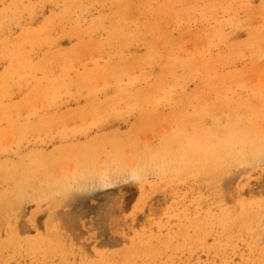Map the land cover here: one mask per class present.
<instances>
[{"label": "rangeland", "instance_id": "1", "mask_svg": "<svg viewBox=\"0 0 264 264\" xmlns=\"http://www.w3.org/2000/svg\"><path fill=\"white\" fill-rule=\"evenodd\" d=\"M38 1H39V3H37ZM45 1L46 0H44L42 2L44 4H46V5L42 6L43 3H41V5H37V4H40L41 0H29V1L28 0H22L21 3H20L19 0H14V1L8 0V2H7V0L6 1L5 0H0V6L2 5V7L0 8V25L2 26L4 24V26H5L8 23L7 24L8 26H6V27L3 26L4 28L0 29V36L1 35H6V36H2V37H4L3 39H5V40H3L2 37L0 38V42H2V41H3V43L5 42V44L0 43V46L2 45L0 47V53L2 51H4L6 53V54H4V53L0 54V59H1V57H3L5 55L4 56L5 59L2 58L3 60L0 61V64L2 63V65H0V78H1L0 81H3V82H0V86L3 85V87L1 86V88H0V105L2 104L0 107L4 108V106L6 104H7L6 106H8V108L6 106H5L4 109L2 108L3 110H1V108H0V111H1L0 113H2V112L5 113L6 112L5 114H3V113L0 114V142H1L0 150L1 149L3 150V152L0 151V185H1V187H0V189H1L0 190V198H1L0 199V208L2 209V210H0L1 211L0 212V220L2 219V217H5V215H6V217L4 218V219H6L5 220L6 222L3 223V221H4L3 219H2L3 221L2 220L0 221V223H1L0 224V227H1L0 228V236H1L0 237V241H1L0 242V251H1L0 254H1V258L4 259V260L0 259V261H1L0 264H6V262H7V264H35V263L36 264H41L43 262H44L43 264H61V263L62 264H84V262H86V261H96V264H106L108 261H110V262H108L107 264H112V263L113 264H119V263L121 264V263H124V262H126L127 264H204V263L205 264H209V263L210 264L211 263L212 264L213 263L217 264V262H219L218 264H222V263L223 264H227V263L228 264H233V263L234 264H251V263L252 264L253 263L257 264V263H255V261H256V262H258V264H261L262 258L264 260V257H263L264 256V250H262L264 247L261 248V246H259V245H262V244L264 246L263 241L260 240V239H264V237L260 238V237L264 236V230H263L264 229V223H263L264 222V219H263L264 218V202L261 203V201H264V196L262 197V195H264V163H262V159H260L261 156H257V157H253V159L250 158L246 162V163H250V165H252L253 163L255 164L254 166L252 165L254 167L252 169H251L252 166L249 167V164L243 163V164L238 165L239 163H242V162H238V163H235L236 165H234V164L231 165L228 169L221 168V167H220L221 169H219L217 167V171H216L214 168L213 169L211 168V169L207 170V169H205L206 167H204L202 170H195L194 172H191V165H190L191 164V151H190L191 150V115H190L191 114V109H190L191 108V99L194 98L197 95V93L200 95L202 100H204V97L209 99V93H207L209 90L197 89L196 80H194L192 78H189V73L191 71V67L189 68V64H188V61H189L188 59H189V57L191 58V55H197V54L205 52L204 50H206L208 48L207 44H212V46L210 47L211 50H213L212 52H214V53H218L219 52L222 55L228 56L229 57V61L231 60L230 63L228 62L226 64H222V66L219 67V68L217 67V69H216L217 73L219 74L222 70L226 71V70H229L230 68L237 69V71L238 70H242L246 74V75H244V73H243L242 81L247 85L248 88H250V90L249 89L247 90L248 92L246 90L240 91V89H238V88H233L234 91L229 92V96H228L227 100L237 101L236 99L239 98V97H242V94L249 93V96H248L249 100L248 101L252 105V109L253 108H259V110L263 109L264 106H262L263 108H260L259 106H261L262 104H260L259 102H255V100H254L253 95H256L257 93H255V92L258 91V90L253 88V85L258 83L257 78L260 79V81L263 78L262 81H264V76H261L259 67H256L255 69H252L253 72H247V71L244 70L245 62H249V61L254 60V59H259L262 62V64H264V47L262 46V45H264V43H262V41L264 42V38H263L264 37V31H263L264 30V12H262L261 7H260L261 0H250V1L249 0H237V1L233 0L232 2H230V0L229 1H227V0H212L211 4L207 8H206V4H208V0H185V1L184 0H176V1L175 0H168V1L167 0H161V1L157 0L159 3L156 2V0L155 1H150L148 3H146V2L149 1V0H147V1L146 0H129L130 3H129L128 0H127V3H126L125 0H124L125 2H123V0H112L111 3H116V1H117V3L120 2L122 4L121 5L119 3L121 6L118 5L117 3L116 4H111L109 0H103V3L101 2L102 0H95V1L94 0H82L83 1V5H82V2H81V6L82 7H78V6L75 7L72 4V2H71V4L69 3L70 1H73V0H69V1L68 0H66V1L64 0V2L68 1L67 3L69 5H72L74 8H76L75 10L72 9V6H69V5H68L69 7L68 6L61 7L63 5V3H64L63 0H62V2H61V0H58L60 3L57 0H53V1L51 0L53 2L52 4H50L51 3L50 0H47L46 2ZM56 1H57V3H56ZM85 1H87V2L89 1V4L87 2L85 3ZM90 1H91V3H90ZM107 1H109L108 3H110V4H108ZM136 1H137L138 4L137 3L135 4ZM138 1H140V2H138ZM162 1H165V3H161V4H168L170 7H171V4H170L171 2H173V3L177 2V4H176V7H175L174 6L175 4L172 3V6H174V7L166 8V5L161 7L162 5L160 4V2H162ZM182 1H184V2H182ZM221 1L224 2V5L222 4L223 2H221ZM25 2H28L32 6L27 3V5L25 7L23 6L22 9H19V8L22 7L21 4L25 3ZM97 2H99L98 5H97ZM105 2H106V6H104ZM141 2L142 3L145 2L143 4L144 6L140 4ZM167 2H169V3H167ZM192 2H193V4H191ZM195 2L197 3V5H196ZM242 2L244 4L245 3L249 4L250 9L244 8L243 6H241L240 3H242ZM67 3L64 4V5H67ZM84 3L88 4L90 7H88V5H85ZM123 3L126 5L125 9L123 8L124 10L121 9L123 6H125V5H123ZM133 3H134V5L132 7L131 5ZM151 3H153L152 6H151ZM256 3L258 4V6H257ZM3 4L5 5V9H3V7H4ZM101 4H103V5H101ZM147 4H149L148 7H145ZM254 4H256V5L254 6ZM16 5H17V7H16ZM28 5H29L30 9L27 7ZM84 5H85V7H84ZM91 5H93V6L97 5L95 7L96 8L99 7V8L96 9L95 7H93ZM99 5H101V6H99ZM155 5L157 6L158 10L156 9ZM168 5H167V7H168ZM7 6H10V7L7 8ZM14 6H15V8H14V10L12 12V9H13ZM40 6H42V7H40ZM45 6H46V8H45ZM86 6H87V8H86ZM113 6H114V8H112ZM127 6H129L128 10H127ZM186 6H187V8H186ZM65 7H67V9L68 8H71V9L67 10ZM118 7L119 8L121 7V8L117 10ZM144 7L146 9L151 7L152 10L151 9L150 10H146ZM181 7H184L182 9L183 10L182 12H181ZM227 7H229V8H227ZM6 8L9 9V10H7ZM16 8L19 11L23 12V14H21V16L20 15L18 16V14H19L18 12L19 11L15 10ZM24 8H26V9H24ZM31 8L32 9L34 8V9L32 10ZM35 8L36 9L38 8V9L36 10ZM40 8L42 9V12H41ZM63 8H65V9H63ZM139 8L140 9L142 8L144 13H141L142 11ZM212 8H213V10H212ZM219 8L221 10H219ZM2 9H3V11H2ZM52 9H54V10H52ZM56 9H58V11L60 9H62V10L60 12H58ZM92 9L94 11L91 12ZM95 9L98 10L99 12L95 11ZM99 9H101V11ZM108 9H111V11L109 10V12H108ZM130 9H132V11ZM144 9L147 12L144 11ZM154 9H156L157 11H160L159 13L157 12V14H160V15H155L156 10H154ZM22 10H25V11H22ZM66 10H67V12L69 11V14L66 12ZM70 10H72L71 13L73 11H75V13H73L71 15ZM80 10L81 11L84 10V12H80ZM104 10H106V11H104ZM114 10L118 11V12H116L117 14L118 13L120 14L121 11H119V10H123V15L124 16L121 15V14L120 15L123 17V19L126 17L124 22H123L122 18H118V16H120V15L119 14L118 15L115 14ZM1 11L3 12L2 14L4 16L6 15V17H7L6 19H8V17H10L9 15L12 14V16L9 18L11 20H9V19H8V21L4 20L5 17L1 14ZM4 11H5V13H4ZM10 11H11V13H10ZM26 11H27V13H26ZM28 11L29 12L31 11L30 13L32 15H30V13ZM51 11H52V13H51ZM86 11H88V12L85 13ZM124 11H126V12H124ZM129 11L132 12L133 14H131ZM148 11L149 12L152 11L153 13L150 12L151 13V15H150V13ZM163 11H164V13H163ZM189 11H190V13H189ZM199 11H201L203 13H200ZM209 11H211L212 13H210ZM245 11L246 12L248 11V12L246 13ZM32 12H34V13H32ZM35 12L38 13V14L36 15ZM61 12L62 13L65 12V13L62 15ZM180 12L182 14H180ZM237 12L239 14L236 15L237 18L235 20L234 13H237ZM243 12L246 13V14H244ZM13 13H14V18H16V19H14V21H13ZM16 13H18V14H16ZM45 13H47V14H45ZM55 13H56V15H55ZM107 13H109V17L107 16ZM145 13H146V15L148 14L149 17H148V15L147 16L145 15V17H144ZM168 13H169V15H168ZM193 13H195L196 15L193 14ZM33 14H35V15H33ZM42 14H44L43 15L44 17L41 16ZM59 14H60V16L58 17ZM65 14H67L66 16H68V19L65 16ZM77 14L78 15L81 14V16L80 15L79 16L82 18V20H81L80 17H78ZM85 14H86V16H85ZM96 14H97V16L99 15L100 19L97 18ZM114 14H115V16H114ZM164 14H165L166 17L164 16ZM24 15H27V16L25 17ZM46 15L48 16L49 19H46ZM116 15H117V17H116ZM203 15H205L207 18L205 16H203ZM223 15L225 17H223ZM1 16L4 17V18H2ZM53 16H54V19H53ZM70 16H72V17H70ZM84 16H85V19L83 18ZM95 16H96V18H95ZM103 16H104V19H103ZM112 16H114L115 20L113 19ZM127 16H128V18L130 16H134L132 18L133 21H130L131 17H130V20L128 19L130 22L128 20H126ZM152 16L154 18H152ZM194 16H195V18H194ZM19 17H20V19H18ZM50 17H52V18L50 19ZM57 17H58V19H57ZM63 17H66V20L63 19ZM87 17H89V18H87ZM157 17H159V19L157 20L156 25H155L154 23H155V20L157 19ZM255 17H256V19H255ZM93 18H95L94 20L96 22L94 20H92ZM116 18H118V19H116ZM147 18H148V20H147ZM163 18H164V20H163ZM242 18L243 19L245 18L244 21H242L243 20ZM258 18H259V20H258ZM43 19H44V21H43ZM45 19L47 21H45ZM52 19H53V23L51 22ZM55 19H57V20L63 19V20L58 21V23L56 24L55 22L57 20H55ZM83 19H84V21H83ZM98 19H99V21H98ZM230 19H232V20L230 21ZM24 20H25V22H24ZM38 20H39V22H38ZM49 20H51V21H49ZM100 20L104 21V22H102L103 24H105L104 26H102V23H101ZM233 20L237 21L236 23L239 24V26H238L239 28L237 26H235L236 23ZM238 20H240V22H238ZM251 20H253L251 22V23L254 22L253 24L250 23ZM29 21H32V22H29ZM64 21H65V24H62V23H64ZM110 21H111V23H113V22L116 23L117 22L118 24L117 23L116 24H111V23H109ZM208 21H210L209 24H208ZM5 22H6V24H5ZM9 22L11 23V26H10ZM15 22H17V23H15ZM27 22H29L28 23L29 25L27 24ZM44 22H46V23H44ZM92 22H93V24H92ZM94 22L97 23V24H95L96 26L94 25ZM99 22L101 23L100 26L102 27L101 28L99 26L100 29H98V24H100ZM151 22H152V24H151ZM196 22H197V24H196ZM36 23L37 24L39 23V25H36ZM40 23H42V24L44 23L43 24L44 26H42ZM47 23L49 25H51V24L52 25L49 26ZM71 24H74V25H71ZM79 24L82 25L81 26L82 29H81V27H79L80 26ZM91 24L94 26L95 30L91 29V28H93V27L90 26ZM106 24H108V25L110 24V25L107 27ZM119 24L120 25L122 24V26H124V27L120 26ZM127 24H128V26H127ZM158 24H159V26H158ZM164 24L165 25L168 24L169 26L168 25L165 26ZM202 24L203 25L206 24V25L202 26ZM26 25L30 29H27L28 27ZM83 25H86V26H83ZM112 25L113 26L116 25L115 26L116 30H112V29H114V27ZM152 25H154L153 28L151 27ZM39 26L41 27L42 30L40 29ZM71 26H72V29H71ZM110 26L113 27V28H111ZM231 26H232L233 29L231 28ZM234 26L237 27V28H235ZM8 27H12V28H8ZM24 27H27V28H24ZM32 27L33 28L35 27V29L33 30V34L34 35L38 34V36L40 35L41 38L38 37V36L35 37L32 34H31L32 36L30 34H28V32L30 33L32 31V29H33ZM51 27L54 28V29L53 30L50 29ZM78 27H79V29H78ZM96 27H97V30L101 32V35H100V32L96 31ZM154 27H155V29H157L156 31L152 30V29H154ZM162 27H164V28L162 29ZM177 27H179V28H177ZM48 28L50 29V31H49ZM65 28H67V29H65ZM84 28H86V33L88 31H89V33H90V31H94V32H92L93 34L92 33H90V35H88L89 33L86 34L84 32L85 31ZM88 28H90L91 30L88 29ZM104 28L105 29L108 28V29L105 31ZM150 28H152L151 29L152 31L150 30ZM197 28H199V29H197ZM240 28H242V29H240ZM61 29H62V31L59 33V31ZM83 29H84V31H82ZM145 29H147V30H145ZM161 29L163 30V32H161L162 31ZM46 30H48V32ZM69 30L70 31H74L75 33L72 32V34L74 33L75 35H72L71 32H69ZM119 30H121V31H119ZM137 30H139L140 32L142 31L141 33H145L143 31H146V33L148 32L146 34L147 37H146L145 34H143L141 36V33L138 32ZM230 30L231 31L233 30V32H230ZM80 31H82V33ZM114 31H116V33L118 35H116V33H115V37H112L114 35V33L112 35H111V33L114 32ZM153 31H155L154 32V35H156V37H154L155 39H152L153 36H154L153 33H149V32H153ZM217 31H220L222 34L221 35L218 34ZM245 31H246V33H245ZM39 32H41V34H39ZM43 32H45V33H43ZM49 32H51V33H49ZM67 32H69L70 34H67ZM78 32H80L81 35H77L76 33H78ZM121 32L125 33V34H123L124 35V38H122L123 41H124L125 37L128 36V37H126V38H128V40L126 39V42H130V43H128L129 45L126 44L127 46H124L125 45V41L123 43L122 40H119L117 42H116V40H114V43H113V40H112L113 38H117V36H118V38H120V37L123 36L121 34ZM160 32H161L162 35L163 34L164 35L163 36H161V34L159 35ZM18 33L20 34L19 35L20 37H18ZM22 33H23V36H22ZM46 33H49V34L47 35ZM54 33H55V35L53 36ZM83 33L85 35H83ZM137 33H140V34H137ZM24 34L26 35L25 37H24ZM66 34L69 35L70 37L71 36L72 37L70 38ZM109 34L111 36H108ZM247 34L248 35L250 34V35H249V37L246 38V36H248ZM11 35H13V36H11ZM14 35H17V36L14 37ZM29 35H30L31 38L29 37ZM43 35L44 36L45 35L46 36L50 35V36L47 38V37H44ZM129 35H131V36L129 37ZM135 35H137V36L139 35V37H137V39H136ZM144 35L146 37V40H143V38H142V37H144ZM148 35L150 37L152 35V38L149 37V39H148ZM254 35H256L257 37L254 38L253 37ZM10 36H11V38L12 37H14V38L11 39ZM55 36L59 37L56 40V43L54 42L55 38H56ZM73 36H75V37H73ZM76 36H78L79 39ZM80 36L85 37L86 40L83 39V37H80ZM86 36H88L89 38L86 37ZM132 36H134V37L132 38ZM167 36H168L169 39L167 38ZM195 36H197V37H195ZM8 37L11 40V42H9L10 40L7 41ZM22 37H23V39H22ZM95 37H98V38H95ZM110 37H112V38H110ZM145 37H144V39H145ZM33 38H35L36 40H34ZM49 38H53L54 40L53 39H49ZM91 38H93L94 40L92 39V42L90 43V39ZM130 38L133 40L132 42H131V40H129ZM173 38H174V40L171 41V39H173ZM237 38H238L239 42L238 41L236 42ZM261 38H263V39H261ZM26 39H27V42H26ZM47 39H48V41H47ZM98 39H100L99 41L101 43L103 41L104 42L102 44H100ZM151 39L152 40H156L157 39V40L155 42H151ZM165 39H166V41H164ZM209 39L211 41L206 43V41L209 40ZM254 39L255 40L256 39H260L261 42L259 43L260 40H256L255 41ZM28 40H31V42L28 43ZM77 40H79L78 41L79 43H77ZM83 40H85V41L89 40V41H87V44L89 43L86 46L87 49L85 47L86 42H83ZM108 40H109V44L110 45H108V44L106 45L105 44V43H107ZM111 40H112V42H111ZM39 41H41V42H39ZM44 41H47V43L45 42L44 44H42V42H44ZM49 41L50 42L52 41V42L50 43ZM72 41H74L75 44L72 43ZM146 41L148 43H150V44L148 45ZM160 41L163 42L164 44L161 43ZM198 41H200V42L202 41L203 43H198ZM20 42H22V43H20ZM24 42L26 44H28V45H26ZM33 42H34V44H33L34 46L32 45L31 47H29L31 45V43H33ZM37 42H39V43H37ZM48 42H49L50 45L48 44ZM53 42H54V45H56L58 43L56 45L57 47L52 45ZM142 42L146 43V44H144L146 47L148 45L147 48H148L149 51L147 50L146 47H141V46H144ZM19 43H20V45H18ZM35 43H37L38 45H36ZM70 43L73 44V45H71ZM76 43H77V45H76ZM186 43L188 44V46H187ZM6 44L8 46H6ZM131 44H133V45L135 44L134 46H137V47H134ZM151 44H152V47L149 49V46H151ZM177 44H178V46H177ZM40 45L43 46V48ZM60 45L62 46V48H64V50L60 47ZM69 45L71 46V48H70ZM89 45H91V47H89ZM99 45L102 46L101 50L99 49V48H101ZM113 45H115L116 47H114ZM170 45L172 46L171 51L169 50L171 48ZM173 45H175V48L173 47ZM196 45H198V46H196ZM229 45H230V47H228ZM5 46H6V49L2 50V49L5 48ZM18 46H19V48H18ZM75 46H77V47H75ZM103 46H105V47H103ZM186 46H187V48H186ZM202 46H203V48H202ZM24 47L26 49H24ZM81 47H82V49H80ZM92 47H94V48H92ZM97 47H99V48H97ZM118 47H120L119 50H122V52L126 51V53H121L120 54L119 50L116 51L118 49ZM156 47H157V49H156ZM167 47H169V48H167ZM251 47H253V48L251 49ZM12 48H14V49H12ZM22 48L24 49V51L22 50ZM58 48H61L63 50V52L61 53V51H62L61 49L60 50H56ZM89 48H92L91 50L95 49L96 51L100 50V51L97 52V53H101V54H99V57H98V54L96 53L95 50L92 52L91 50H89ZM15 49H16V51H15ZM69 49H72V50H69ZM108 49H110L109 50L110 54L106 53V50L108 52ZM151 49L152 50L154 49V51H152ZM238 49H242V50H238ZM245 49H247L248 51L246 50L247 51L246 52ZM254 49H255V52H254ZM88 50L90 51L91 54L89 53ZM112 50H113V52H112ZM144 50H145V52H143ZM150 50L152 51L151 53H150ZM200 50H201V52H200ZM49 51L50 52L52 51V52L50 53ZM54 51H56V52H54ZM84 51H86V52H84ZM146 51L149 52L150 55L148 53H146ZM172 51H173V53H172ZM20 52H21V54H20ZM64 52H65L66 55L64 54ZM235 52H238V54H237L238 56L235 55V57H234ZM9 53L11 55L13 53L14 54L10 57ZM24 53L27 54V56ZM86 53H87V56H86ZM113 53H114V56H112ZM116 53H118L119 55L116 56L115 55ZM135 53H137V54H135ZM142 53L143 54H145V53L148 54L147 55L148 57H150L152 54L153 55L150 57L151 59H149L146 56V58H147L146 59L145 55H143ZM7 54H9V55H7ZM18 54H20V56ZM53 54H54V56H53ZM88 54L91 55V56H89ZM124 54H126V56ZM248 54H250V55L248 56ZM14 55H16V56H14ZM23 55H24V57H23ZM31 55H33V57H32L33 59L31 58L32 62H34L33 60L35 59L36 61L34 63H38L37 64L38 66L36 65L35 68H37V67L40 68L41 67V69L37 68V70L39 72L35 71L37 74L33 70H31L29 68V64L27 63V61H29V59H30L29 57ZM40 55H44V56H41V58H39ZM67 55H70V58ZM79 55H81V56L79 57ZM121 55H123L122 58L125 57L124 59H126V60L123 61V59L121 58ZM137 55L138 56L140 55V56L135 58V56H137ZM258 55H260V56H258ZM49 56H51V57H49ZM60 56H61V58H60ZM72 56H75V57H72ZM92 56H95V57H92ZM127 56H129V57L132 56V58H134L135 60L132 59V58L129 59V57L127 58ZM16 57H18V58L15 61ZM53 57L54 58L55 57H57V58L59 57V60L56 59V58L55 59H51ZM117 57H119V59L121 58V62L122 61L125 62V66L126 67L123 66L124 65L123 62L120 64V61H119V59H117ZM140 57L141 58L143 57V59H140ZM152 57L154 59L156 58L155 62H154V59ZM20 58H22L23 60H20ZM71 58H73V62L74 63L76 61H77V63H75V65H74V63L72 62L73 71L68 73V75H67L68 77H66V78H67V80H69L70 79L69 77L72 76L71 78L73 79L72 81L74 83L70 80V81H67V85L66 84L62 85V83L60 81V85H59V80L58 79L61 78L60 71H59V67L61 65H59V64L62 63L63 65H67L66 61L68 60V63H69ZM74 58H75V61H74ZM78 58L79 59H83V60H79ZM84 58H86V59H84ZM104 58H105V60H103ZM138 58L140 59V62H139ZM177 58L178 59L180 58L181 62L184 61L185 64H187L185 66V64L181 65V64H179V62L177 63L179 65L177 66V68H175V70H176V72H180L181 76L180 75H176V72H174L175 70L173 71V70L170 69V63H172L171 61L175 60ZM240 58H241V60H240ZM60 59H61V62H58V61H60ZM63 59H65V60H63ZM127 60H131V61L133 60L134 63H131V64H134L136 66L138 64L139 69H138V67H135L133 69L134 65L129 64L131 61H127ZM136 60H138V61L136 62ZM151 60H152V62H150ZM2 61H4V62H2ZM118 61H119L120 65L117 63ZM126 61L128 63V66H127ZM5 62H6V64H4ZM44 62L45 63L47 62V63L45 64ZM52 62L54 63V65L52 64ZM135 62H136V64H135ZM12 63H13L14 66L10 65ZM25 63H27V64L25 65ZM40 63L45 64L44 65L45 67L43 68V70L44 69L46 70V69H49V68L50 69L46 70V72L43 73L42 65H40ZM108 63H111V64L113 63V66L114 65L115 66L118 65L120 67L119 68L120 70L123 69V68L124 69L126 68L125 69L126 72L124 70L123 72H125V73L122 74V75H124L123 76L124 79L122 78V76L120 74V73H123V72H121L122 70L121 71L117 70L118 72L120 71V73H119V77L120 78L118 76H116L117 80H116V78H114L115 81H114V79H112L113 77L109 78V80L111 79L112 81L110 80V81H107L106 83L104 82V80H102L103 76L100 77V78H97L98 76H100V73H99V75H96L94 73L99 71L98 70L99 68L103 69L105 66H107ZM140 63H142V65ZM161 63H164V65H165V67L167 69L166 68L163 69L162 67H160ZM7 64L9 65V67H5ZM18 64H20V66ZM146 64L147 65H151L152 64V65L148 66L145 69L144 67H145ZM157 64H158V66H157ZM82 65H85V67L82 66ZM86 65H88V66L92 65V66L86 67ZM102 65H105V66L102 67ZM121 65L123 66V68H122ZM129 65H130V67H132L131 69L127 68V67H129ZM140 65H141V68H140ZM196 65L198 66L199 62H197ZM2 66H3V68H2ZM16 66H17V68H16ZM46 66H47V68H46ZM51 66H53V67H51ZM182 66L186 67V69L185 68L183 69V71L187 70V72L184 71L185 75H184V73H183V75L181 74L182 73V69L179 68V67H182ZM25 67L29 68V69H27L26 72H25V69H26ZM11 68H16L17 70L13 69L15 71H18V69L20 68L18 72H21V74L26 73L28 75L21 76V78L23 77V79L18 80L17 83H16V81L11 79L12 78L11 75L9 76V74H11L10 72H15ZM55 68H58V69H55ZM85 68H89V69H85ZM92 68H94V69H92ZM127 69H129L131 72L129 70H127ZM161 69L163 71H165V72H163ZM2 70H3V72H1ZM84 70L86 71V73H83V72H85ZM134 70H135L136 73H134ZM257 70H259V71H257ZM4 71H7V72L5 73ZM157 71H159V72L157 73ZM87 72L89 73V75L90 74H93V75L88 76ZM173 72L175 73V75H174ZM2 73H3V75H2ZM40 73L41 74L43 73L42 74L43 78H42V75ZM81 73H83V75H85V76H82ZM129 73H131V74L129 75ZM171 73L173 74V78H172ZM33 74H36L37 77H38V75H40L39 77L41 79L39 78L40 80L37 79V81H39L40 84L42 83L41 86L43 85V88H41V86L39 87L41 89H36L37 86H36V88L33 87V89L30 88V87H32V83L35 82V80H36V78H33ZM140 75H141V77H139ZM170 75H171V77L169 79ZM4 76H5V78H4ZM44 76H48L49 78H51L50 79L51 82H52V79H54L53 82H55V84L53 82H52L53 84L51 82H49V84H47V85L53 87L52 88L53 90L51 88H49V86L45 85L46 83H44V81H45L46 78ZM55 76H57L58 79ZM76 76L79 77V78L75 79ZM9 77H10V79H8ZM90 78H92V79L89 82ZM251 78L254 79V81ZM4 79L9 80V82L7 80H4ZM55 79H57V80H55ZM78 79H82L81 81H84V83H82L80 81L81 83L79 82L80 83L79 85H81V84L83 86L86 85L87 86V88L85 87L86 90H83L85 88H83L81 90L82 85L80 86V88H79V85H78V87H75V86H77V85H75V83H76L75 81H77ZM86 79H88V80H86ZM134 79H135V81H134ZM155 79L161 80L162 83L165 82V86H168V87L172 86L174 91H170L171 93L170 92H166L165 93V91H160V92L158 91L159 93H161V95L159 93H157V92H152L150 94L151 97H150V95H149L150 98L148 97L149 101L141 100V101H138V102H141L142 104H140V103L137 104L138 102L134 103L133 99L135 97H133V96H136L137 94H136V91L134 90L135 91L134 92L131 87H133L134 85L136 87L138 84H143L142 81H146V83H149V82H151V81H153ZM12 80L14 82H12ZM93 80H96V82H94ZM121 80L123 82H121ZM56 81L58 83H56ZM98 81L99 82L101 81V82L99 83ZM68 82H71V83H68ZM91 82L95 83V85H97V87L99 89L98 91H96L95 88L91 87L92 86ZM97 82L99 84H97ZM114 82H115V84H114ZM261 82H259V83H261ZM13 83L16 84L17 88L14 86ZM122 83H124V84H122ZM4 84H7V85H4ZM70 84H74V85L71 86ZM113 84H114L115 87L113 86ZM261 84L264 85V83H261ZM68 85H70V86L67 87ZM89 85H90V88L88 87ZM4 86L5 87L7 86L6 87L7 89L4 88ZM8 86H9V88H8ZM11 86L12 87L14 86L15 88L14 87L11 88ZM57 86L58 87L60 86L62 88V91L60 90V88H57ZM63 86L66 87V88H64ZM124 87H127L128 89H123ZM3 88H4V90H3ZM48 88H49V90L50 89L51 90L46 92ZM67 88H68V90H67ZM75 88H76V90L79 89L78 91L80 93H78L75 90ZM104 88H105V90H104ZM8 89H9V91H8ZM57 89L60 90V91H58V92L55 91ZM33 90L37 93L36 94L37 97H36V95L33 94V92H34ZM131 90L133 91V93H132ZM29 91L30 92L33 91V92L30 93ZM44 91L46 92V94L45 93L43 94ZM117 91H120V93L123 92L124 94L123 93H122L123 95L118 94L119 96H117V93H119ZM124 91L126 93L128 91V93H127L128 97H127V95H125L126 93ZM260 91L263 92V90H260ZM1 92H2V94L4 93L3 94L4 95V97H3L4 99L2 98ZM40 92H41V94L43 96L39 94ZM212 92L213 93H221L222 91L218 90V91H212ZM227 92L228 91H225L224 93H227ZM22 93L23 94L24 93H28V94L22 95L23 96L22 97L21 96ZM59 93H61V94H59ZM76 93H78V94H76ZM113 93H115V95ZM239 93H241V94H239ZM111 94H113V95H111ZM45 95H48V96H45ZM218 95H220V94H218ZM24 96H26V97H24ZM38 96L39 97L40 96H42V97L45 96L46 99H44L45 97L44 98L40 97V99H39ZM105 96H108L109 98L105 97ZM20 97H22V98H20ZM30 97H31V100H32L31 104H29L30 101H31L29 99ZM32 97H34V98L32 99ZM49 97H51V98L48 99ZM95 97H97V98H95ZM120 97H121V99H123V98H127L128 99L129 98L132 101H129L128 102L129 104L127 102H125V103L121 102L123 105H121V103H118V104H120L118 106V104H116L118 101L115 102L114 100H115V98H120ZM132 97H133V99H132ZM180 97H182L181 100H180ZM233 97H235V99ZM110 98H112L113 100H111ZM176 98H178L179 100L176 99ZM92 99L94 100V102H92L93 101ZM97 99H100V100L101 99L102 100L103 99L104 100L105 99H107V100L110 99V102L106 100L107 102L103 103V104H105V108H104V105L101 106V103L104 100L103 101L98 100V102H96ZM175 99H176V101H175ZM18 100H20V102H18ZM34 100H36L37 102L34 101ZM40 100L41 101L42 100L45 101V103H40L41 102ZM90 100H92V101H90ZM6 101H8V102L6 103ZM23 101H25L28 104H26ZM27 101H29V102H27ZM33 101L36 102V103H34ZM84 101H85V103H82ZM88 101H90V103ZM111 101H114L115 103L114 102L111 103ZM142 101H144V104H143ZM161 101H163V102H161ZM184 101H185V103H183ZM13 102H15V105H14ZM22 102L25 103L26 105L25 104L22 105ZM60 102H62V103L60 104ZM95 102L100 104V105L94 106L96 104ZM252 102L254 104H252ZM16 103L18 104V106H17ZM77 103H80V104H77ZM209 103H211L212 105H217L219 103L218 105H220L219 101L214 102L213 100H209ZM10 104L13 105V106H10ZM35 104H36V106H35ZM42 104H43V106H42ZM88 104H90L89 107L87 106ZM65 105H67L65 107V109L67 110L69 115L67 114L66 110L64 109ZM68 105L70 107H73V106L74 107L71 109ZM79 105H80V107H79ZM85 105L88 108L84 107ZM112 105H113V107H112ZM132 105H133V107H132ZM34 106H35V108H34ZM37 106H38V108H37ZM40 106H42V107L40 108ZM91 106H92V108H96V109L99 110L98 111V110L94 109L95 112H97L94 115H93L94 110L91 108ZM99 106H101V107H99ZM10 107H13V108L10 109ZM14 107H15L16 116H14V114H15L14 110H13ZM31 107L33 109H37V110L30 109ZM46 107H47V110L45 109ZM83 107L85 109H83ZM108 107L110 109L111 108H113V109L109 110ZM115 107H116V109H115ZM119 107H120V109H118ZM6 108H7L8 111L6 110ZM80 108H81V110H79V112L76 113V111H78V109H80ZM90 108H91V110H89ZM106 108H108V110L110 112L108 110H106ZM87 109H88V111H87ZM100 109L102 111H100ZM103 109H104V111H103ZM178 109H180V110H178ZM224 109H226V108H224ZM26 110H27V112H26ZM39 110H41V111H39ZM43 110H45V111L42 112ZM61 110H63L64 112H61ZM83 110L84 111L86 110L85 111L86 114H85V112ZM105 110L107 111V113H105L106 112ZM120 110H122V111H120ZM214 110H215V112L219 113L220 107H214ZM232 110H234V109H232ZM243 110H245V109H243ZM11 111H13V112H11ZM69 111H71L72 113H70ZM177 111H178V113H176ZM8 112H9V114H8ZM17 112H20V113L17 114ZM79 113L80 114L83 113V115L78 116ZM98 113H99V116H97ZM35 114H37V115H35ZM11 115H12V118H11ZM19 115H21V116H19ZM54 115H55V117H53ZM39 116H41V117H39ZM94 116H95V118H94ZM7 117H8V119H7ZM107 117H109V118H107ZM9 118H10V120H9ZM25 118H26V120H25ZM50 118H51V120H50ZM263 118H264V116H262V119ZM14 119H16V120H14ZM45 119L47 121H45ZM34 120L35 121L37 120V123H38V121H40L41 124L39 123L38 125H35L36 122L35 123L32 122ZM136 120H138L139 122H137ZM187 120H188V122L186 123ZM5 121H6V123H5ZM201 121L203 122V124H206L205 120H201ZM9 122H12V123L15 122V123L12 124V123H9ZM29 122H30V124H29ZM2 123H3V125H1ZM173 124H174V127H173ZM17 125H18V128L16 127L17 129H15L14 126H17ZM24 125H26L25 127L29 128V129H24L25 127L22 128ZM33 125H35L34 129H33V127H34ZM213 125L214 124H212V126ZM10 126H11V129H10ZM30 126L31 127L33 126V127L30 128ZM37 126H38V128H37ZM261 126H263V125L261 124ZM115 127H117V128H115ZM32 129H33V132H32ZM110 129L112 130V133H111V131H109ZM113 129H115L118 132H116L115 130L113 131ZM20 130H21V132H20ZM119 131H121V132H119ZM27 132H28V134H27ZM113 132H114V134L117 133L116 134L117 136L113 135ZM16 133H17V135L19 134L20 136H15ZM20 133H22V134H20ZM25 133L27 135H25ZM121 133H123V134H121ZM2 134H4V135L7 134V135L4 136ZM23 134H24V136H26V138L23 137ZM91 135H93V136H91ZM109 135H111V137ZM106 136H107V139L104 140L106 138ZM115 136H116V138H115ZM93 137H95V138L93 139ZM100 137H102V138L104 137L103 140ZM11 138H13V139H11ZM37 138H39V139H37ZM98 139H99V141H98ZM166 139H169V140L166 141ZM1 140H3V141H1ZM108 140H110V141H108ZM100 141H103V142L107 141V142H104V143L102 142L101 143ZM116 141H117V143H116ZM75 142L77 143L76 145L74 144ZM98 143H99L100 146L98 145ZM106 143H108V145ZM110 143H111V145L112 144L113 145L111 146ZM119 143L121 145L120 148H118L119 147ZM162 143H163V145L168 146V147L164 148L165 146L163 147ZM102 144H103V146H102ZM105 144H106V146H105ZM2 145H3V147H2ZM15 145H16V147H15ZM72 145H74V146L72 147ZM159 145L162 146L164 149L160 148ZM101 146L102 147L105 146V147L102 148ZM33 147L36 148L37 152H35V150H33L34 149ZM67 147H69L70 150H71V148H73L71 150L72 152L69 149H67ZM86 147H87V150H85ZM95 147H97V148H95ZM109 147H110V149H109ZM39 148H41L42 150L44 149V150L40 151L41 149H39ZM78 148L80 150H78ZM91 148H93V149L91 150ZM167 148L169 149V151L171 150L169 153H166V152H168ZM99 149H101L102 151H100L99 154H98V152H96V151H98ZM158 149H160V152H159ZM161 149H162V152H161ZM89 150L91 152L92 151H94V152H92V153L90 152L89 155H88L87 153L89 152ZM105 150H106V152H105ZM114 150H115V152H114ZM4 151H6V152H4ZM62 151H63V154H64V152H67V151L68 152L63 155V154H61ZM75 151H79V152L77 153ZM81 151H83V153ZM156 151H158V153ZM73 152L76 153L75 154L77 156L76 158L75 157L73 158V156H75V155H73V156L69 155V154H74ZM84 152L86 153L85 156L88 158V160H87L88 162H83L84 160H86L85 156H84ZM101 152L103 153L102 155H100ZM134 152L135 153L139 152L141 154V156L139 157L141 159L139 161L137 160V162H136V159H135L137 157V155H135V158L132 157L135 154ZM151 152L152 153L154 152V154H151ZM33 153H35V154H33ZM52 153H53V156H52ZM104 153H105V155L107 154V157H105ZM116 153L119 154V155H118V157L115 158V155H117ZM161 153H163V154H161ZM59 154H61L65 159L62 158L61 155L59 156ZM80 154L81 155L83 154V155L81 156ZM131 154H132V156H131ZM155 154H157L158 156L157 155L155 156ZM67 155H68V157H66ZM91 155H92V157H91ZM112 155L114 156L115 160L118 159V161L114 160V163L116 162L115 163L116 165L114 163H110L111 168L109 167L108 168L109 171L105 172L101 168L102 167L103 168L107 167V164H105V163L106 162L108 163L107 159L110 160ZM128 155L131 156V158L135 159L136 164H133L134 163L133 162L134 159L132 160L130 157H126ZM49 156H51L52 159ZM69 156L71 157L72 160L68 159ZM94 156H96V157H94ZM120 156L126 157V160H128L130 158L129 161H131L132 164L129 161L124 162L122 157H120ZM166 156H168V157H166ZM7 157H9V158H7ZM90 157L92 158L93 161L91 159H89ZM150 157H151V159H150ZM45 158L47 160L46 165H45V161H46ZM93 158H95V159H93ZM152 158L154 159V161H152ZM164 158H168V159H164ZM256 158H258V161H259V162L257 161V163L254 162V161L257 160ZM14 159H16V160H14ZM27 159H29V160H27ZM75 159L76 160L78 159L79 162L81 160L82 161L80 163H78V161H76ZM96 159L97 160L99 159V160L96 161ZM89 160L94 162L96 165H94V163L91 164L92 162H90ZM104 160H106V161H104ZM33 161H35V164H34L35 166H33ZM38 161L40 163L42 162L41 163L42 165ZM30 162H32V164H30ZM36 162L39 163V165H37ZM96 162H98V163H96ZM143 162H145V163H143ZM84 163H85V165H84ZM86 163L87 164L89 163V164H91L93 166L87 165ZM102 163H103V165H102ZM258 163L260 165H258ZM27 164L29 166V168H28L29 171L25 168V167H27ZM151 164H153V165H151ZM80 165H82L83 167H81ZM99 165H101V167ZM160 165H161L162 171L160 169ZM237 165H238V167H237ZM19 166H22V167H19ZM89 166H90V168L91 167L95 168L96 166L97 167H96V170L94 169L95 171L94 170L91 171V169H93V168L90 169ZM232 166H234V168H231ZM10 167L12 168L11 170H13V169H15V170L11 171ZM33 167H37L39 169H37V171H36L35 170L36 168L32 169ZM41 167L42 168L45 167L44 170ZM118 167H119V169H118ZM241 167H243V168L240 169ZM23 168L25 170L21 171V169H23ZM88 168L90 169V171H89ZM143 168L145 169L146 173H145ZM30 169L34 170L33 171L34 173H35V171L37 172V173H35V177H34L33 172ZM45 169H46V174H48V175L45 174L43 176V173H45ZM67 169H68V171L71 170V169L74 170V174L75 175L73 174V172L71 173V175H70V173L68 174L67 173L68 172ZM174 169L175 170L178 169V170L175 171ZM204 169H205V171H204ZM218 169H219V171H218ZM231 169H233V170L231 171ZM26 170H27V173H26ZM75 170H76V172H75ZM221 170H223V171L221 172ZM237 170H238V172H237ZM30 171L32 172L33 175L30 174L31 173ZM38 171H39V173H38ZM51 171H53V172H51ZM78 171H79V173H78ZM118 171L120 173H118ZM196 171L199 174H201L203 177L201 175L197 174ZM200 171H202V172H200ZM229 171L231 173H233V172H235V173L228 174ZM9 172H11L10 173L11 176L15 172L14 177H12L11 179H10V177H11L10 174H8ZM23 172L25 173V175H23L24 174ZM64 172H65V174H64ZM69 172H71V171H69ZM81 172H83V175H82ZM91 172H93V173H91ZM206 172H207V174H206ZM4 173L6 175H4ZM84 173L86 175H84ZM1 174H3V175H1ZM7 174H8L9 178L7 177ZM52 174H53V178H52ZM80 174L83 176V179H81L82 177L80 178V176H81ZM101 174H103V175H101ZM189 174H190V177H189ZM220 174H221V176L224 175V176H227V177H220L219 176ZM21 175H23L25 178H26V175L27 176L29 175L28 176L29 178L27 177L29 182L28 181L25 182L27 180V178L25 179ZM212 175H214V176L217 175L218 177L222 178V180L220 178L216 177V176H215V178L217 180H215L214 176H212ZM20 176H21V178H20ZM30 176H33V178L30 179L31 178ZM105 176L108 177L107 180L106 179L104 180ZM197 176H199V177H197ZM4 177H6V179ZM7 178H8V180H7ZM71 178H74V179H71ZM100 178H102V179H100ZM12 180H13V182H12ZM58 180H60V181H58ZM67 180L70 182V184H68V182H66ZM84 180H85V182H84ZM204 180H205V183H204ZM212 180H213V182H212ZM218 180H221V181H219L220 183L218 182ZM225 180H226V182H225ZM8 181L9 182L11 181L10 183H13V184L10 186V183ZM22 181L25 182V183L23 184ZM53 181H55V182H53ZM104 181L107 182V183H105ZM201 181H202V183H201ZM222 181L225 184H223ZM45 182H46L47 185L45 184ZM80 182L83 185H80L81 184ZM100 182H101V185H100ZM207 182L210 184V186H209V184L207 186ZM194 183H195L196 186L194 185ZM213 183H214V185H213ZM67 184H68V186H67ZM75 184H76V187H75ZM85 184H87V185H85ZM215 184H216L217 187L215 186ZM18 185H19V187H18ZM63 185H65V186H63ZM14 186H15V188H14ZM32 186L34 187V193H33V187ZM80 186H83L84 191H83V189ZM6 187H7V189H6ZM21 187L23 188L22 192H21ZM57 187H59L58 188L59 190L57 189ZM69 187H71V188H69ZM79 187L81 189L80 194L83 192L82 195H80V196H79V194H77V193H79V190H80ZM97 187H99V188H97ZM186 187H188V188H186ZM184 188L186 190L187 189H189V190L186 191ZM63 189H65L67 191H65ZM73 189H74V192H76V190H78V189L79 190H78L77 193L71 195V192H69V191L73 192ZM87 189H88V191H87ZM91 189H94V191L91 190ZM196 189H197V191H196ZM4 190H6V191H4ZM28 190L29 191L31 190L30 193H28L29 192ZM37 190H39V193H38ZM50 190L53 191V192H49ZM211 190H213V192ZM24 191H25V193H24ZM36 191H37V194H36ZM55 191L56 192L60 191V193L57 192L58 193L57 195L56 194L53 195ZM63 191H65V195L63 194ZM20 192H21V194L24 193L23 194L24 197L20 194ZM31 192L33 194H31ZM48 193L50 195H48ZM60 194H62L64 196H62ZM68 194L71 195L70 197H72V199L71 198L69 199V197L66 198V195L69 196ZM26 195H27V197L29 196V199L26 198ZM32 195H33V197H32ZM204 195H207L208 197L207 196L205 197ZM252 195L253 196L256 195L257 197H251ZM18 196H19V199H18ZM21 196L23 198V202L20 200ZM54 196H56V199L54 198ZM191 196L193 198L195 196V198L194 199L193 198H189ZM25 198L30 203L28 201H27L28 202L27 203L25 201L26 200ZM32 198H33V200H32ZM17 199H18V201H16ZM34 199H35V201H34ZM210 199H211V201H210ZM261 199H263V200H261ZM31 200H32V202H31ZM37 200H39V201H37ZM203 200L205 201V203H204ZM256 200H257V202H256ZM138 201H142V204H143V206L140 207L139 210H137ZM217 201L218 202L220 201V202L218 203ZM14 202H15V204H14ZM16 202H18V203L16 204ZM58 202H60V204H58ZM23 203H25L23 205L25 208L22 206L24 209L20 206ZM3 204L7 205V206H4ZM258 204H259V206H258ZM151 206H152V209H154V210L151 209ZM207 206L208 207L210 206V207L208 208ZM220 206L222 207L223 211H220L221 210ZM254 206H255V208H253ZM9 207H11V208H9ZM13 207L16 208V209L13 210ZM18 208H21L22 210L19 209L21 213L16 215V213H18ZM197 208H198V211H197ZM227 208H230V209L228 210ZM218 209H220V210H218ZM244 209H246V210H244ZM4 210H5V213H4ZM191 210H192V212H191ZM210 210H211V212H210ZM227 210H228V214L231 213L230 215H226L227 214L226 213ZM240 210H241V212H239ZM172 211L173 212L176 211V212L172 213ZM215 211L218 212V213L216 214ZM232 211H235V212L233 213ZM7 212L8 213L11 212V213L8 214ZM179 213H180V215L177 216V214H179ZM184 213H185L186 216L184 215ZM224 213H226V214H224ZM174 214H175V216H174ZM232 214H236V215L233 216ZM210 215L211 216L214 215V216H212L214 218H212ZM220 215H222V217ZM224 215H226V216H224ZM208 216L211 217L210 220H207V219H209ZM229 216H231L230 219H228L229 221L226 220V222L228 221V223H227L228 225L224 224V223H226L225 221L222 224L223 220H225L226 217L228 218ZM29 217H31L32 220H34V221H36L38 223V231L40 233L39 236H37L36 231H34L32 229V227L30 226ZM187 217H188V219H187ZM206 217H207V219H206ZM260 217H261V220L263 219L262 220L263 222L261 220L259 221ZM220 218H221V221H220ZM211 219H212V221H211ZM200 220H201V222H200ZM163 221H164V223H163ZM210 221H211L212 224L210 223ZM160 222H162V223H160ZM250 222H251V224H250ZM174 223L177 224V225H175ZM255 223H256V225H255ZM249 224H250V227H249ZM2 225H4V226L2 227ZM243 225H244V227H243ZM254 225L256 226V228L251 230V228L255 227ZM248 227H249V229H248ZM12 228L13 229L15 228V229L13 230ZM224 228H226V229H224ZM141 229L144 230V231L141 232ZM211 229H212V231H211ZM223 229H224V231H222ZM217 231H218V233H217ZM14 232H15V235L17 234V236L13 237ZM201 232L203 234V237L201 235ZM212 232H213V234H212ZM219 232H220V234H219ZM222 232L225 233V234H223ZM226 232H227V235H226ZM11 233H12V235H10ZM235 233H237L238 235L235 234ZM159 234H160V236H159ZM230 234H234V235H230ZM245 234H246V238H245ZM250 234H252V236ZM208 235H210V236H208ZM258 235H260V236H258ZM10 236H12V240H10L11 239ZM151 236H152V238H151ZM198 236H199V238H198L199 241L197 242V241H195V240H197L195 238H197ZM256 236L259 239L256 238ZM6 237H7V239L10 238L8 240V242H7ZM16 237H19L20 241H17L18 238H16ZM237 237L240 240L243 238L244 241H242V243L243 242L244 243L242 244L241 241ZM252 237L255 240H253ZM1 238H5L4 241H5L6 244L3 243L4 241ZM223 238H224V240H223ZM41 239H43L41 241V243L43 244V246H41V247L43 249H41V247H39V245H42L39 242ZM44 239H46L47 241L46 240L44 241ZM185 239H186V241H185ZM200 239H201L202 242L200 241ZM15 240L18 243H15L16 245H14V246H16L18 249L16 247H14V246H13L14 248H12L11 244H13ZM31 240H32V242H30ZM203 240L204 241L206 240V241L203 243ZM225 240H227V241L231 240L230 241L231 243L233 242V240L235 242L232 245L230 242H229L230 244H228V242L226 243ZM256 240H260V241H256ZM10 241H11V243H9ZM43 241L45 243L50 241V243H48L50 245L45 246L47 243L44 245ZM208 241H209V243H208ZM220 241H221V243H220ZM253 241H255V242H253ZM33 242H35L36 244H33ZM37 242H39L40 244H37ZM194 242H197V243H194ZM248 242H250L251 245ZM260 242H262V243H260ZM1 243L5 245V246H3V248L1 246L2 245ZM187 243H189V244L187 245ZM202 243H203V246L201 245ZM211 243H212V247H211ZM235 243H236V247H238V248L235 247V245H234ZM245 243H248L247 245L248 246L250 245V246L249 247H247V246L245 247V245H246ZM28 244H30V245H28ZM217 244H218V246H217ZM223 244H224V246H223ZM252 244H254V245H252ZM256 244L258 246H256ZM7 245H8V247H7ZM22 245L25 246V247H23ZM32 245H34L35 247H33ZM52 245H54L53 246L54 249L52 248ZM196 245H198V248H197ZM219 245H222V247L219 246ZM229 245H231V246H229ZM243 245H244V247H242ZM20 246H22V247H20ZM36 246H37V248L39 250L41 249L40 250L41 252L36 251L37 250ZM48 246H50L49 248H47L49 250L46 249V247H48ZM206 246H208V247H206ZM19 247H20V250H19ZM213 247H216V248H214L215 250L213 249ZM255 247H256V249H255ZM23 248H24V250H23ZM208 248H209V252H211V253L208 252ZM250 248L253 251L254 250L255 251L253 252ZM30 249H32V250H30ZM63 249H64V251H63ZM191 249H192V251H191ZM196 249H197V251H196ZM210 249L211 250L213 249V250L211 251ZM220 249L223 250V253H222V251ZM228 249H231V250H228ZM232 249H234L235 251L232 250ZM236 249H239V252H238V250L236 252ZM247 249H248V251H247ZM5 250H6V252H5ZM218 250H220L221 252L219 251L220 253H218L217 252ZM257 250H259V251H257ZM13 251H14V253H13ZM34 251H36L37 253L34 252ZM46 251H47V253H46ZM244 251H247L248 253L244 252ZM2 252L3 253L5 252V253L3 254ZM28 252L31 254V256H30V254ZM33 252H34V255H33ZM214 252H217V253L214 254ZM224 252H226V253H224ZM249 252L250 253L252 252V253L250 254ZM6 253H7V255H5ZM35 253L37 255H35ZM212 253H213L214 256L212 255ZM227 253H229V255ZM97 254H99V255H97ZM10 255L11 256L14 255V256L11 257ZM44 255H46V258H45ZM122 255H123V257H122ZM225 255H227L226 256V260H224L225 259ZM232 255H234V256H232ZM236 255H239V256H236ZM244 255H246L245 258H244ZM37 256H38V258H37ZM41 256H42V258H41ZM63 256H65V258ZM216 256H217V259H216ZM209 257H210V259H208ZM229 257H231L232 260H230L231 258L228 260L227 258H229ZM260 257H262V258L260 259ZM125 258H127L128 261L125 260V261L122 262V260H124ZM211 258H215V259L211 260ZM246 258H247L248 261L246 260ZM253 258H254V261L252 260ZM111 259H112V261H111ZM243 259H244V261H243ZM206 260H208V261H206ZM227 260L229 262H227ZM62 261L65 262V263H63ZM225 261L227 263H225ZM240 262H242V263H240ZM244 262H246V263H244Z\"/></svg>", "mask_w": 264, "mask_h": 264}, {"label": "bare ground", "instance_id": "2", "mask_svg": "<svg viewBox=\"0 0 264 264\" xmlns=\"http://www.w3.org/2000/svg\"><path fill=\"white\" fill-rule=\"evenodd\" d=\"M5 1H6V0H5ZM11 1H14V0H11ZM19 1H20V3H21L22 0H19ZM28 1H29V0H28ZM42 1H44V0H41L40 4H37V5H41V3H43ZM46 1H47V0H46ZM46 1H45V2H46ZM50 1H51V0H50ZM50 1H49V2H50ZM52 1H53V0H52ZM52 1H51L50 4L53 3ZM57 1H58V0H57ZM57 1H56V3H57ZM65 1H66V0H65ZM68 1H69V0H68ZM68 1H67V2H68ZM75 1H76V0H73V1H70L69 3L71 4V2H72V4H73L75 7H76V6H78V7H82V6H81V2H82V5H83V1H82V0H81V1H80V0H77L76 2H75ZM94 1H95V0H94ZM109 1H110V3L112 2V0H109ZM109 1H107V3H108ZM125 1H126V3H127V0H125ZM125 1L123 0V2H125ZM128 1H129V0H128ZM146 1H147V0H146ZM150 1H155V0H149V1H147L146 3L150 2ZM160 1H161V0H160ZM167 1H168V0H167ZM175 1H176V0H175ZM184 1H185V0H184ZM184 1H182V2H184ZM209 1H210V0H208V4H206V8L209 7V5H210L211 2H212V0H211L210 2H209ZM227 1H229V0H227ZM227 1H226V2H227ZM232 1H233V0H230V2H232ZM236 1H237V0H236ZM249 1H250V0H249ZM2 2H3V1H2ZM7 2H8V0H7ZM9 2H10V1H9ZM15 2H16V1H15ZM15 2H14V3H15ZM31 2H32V1H31ZM31 2H30V3H31ZM33 2H34V1H33ZM35 2H36V1H35ZM58 2H59V1H58ZM61 2H62V0H61ZM63 2H64V0H63ZM67 2H64L63 5H62L61 7H63V6H68L69 4H68ZM86 2H87V1H85V3H86ZM101 2L103 3V0H102ZM101 2H100V3H101ZM114 2H115V1H114ZM133 2H134V1H133ZM138 2H140V1H138ZM156 2H158V1L156 0ZM214 2H215V1H214ZM221 2H223V1H221ZM27 3H28V2L22 3V4H21L22 7L19 8V9H22L23 6L25 7V6L27 5ZM37 3H39V1H38ZM54 3H55V2H54ZM59 3H60V2H59ZM59 3H58V4H59ZM66 3H67V5H64V4H66ZM85 3H84V4H85ZM87 3L89 4V1H88ZM90 3H91V1H90ZM92 3H93V2H92ZM110 3H108V4H110ZM116 3H117V1H116ZM116 3H111V4H116ZM119 3H120V2H119ZM119 3H117V4L120 5L121 3H120V4H119ZM129 3H130V1H129ZM136 3H137V1L135 2V4H136ZM144 3H145V2H144ZM144 3L141 2L140 4L143 5ZM154 3H155V2H154ZM158 3H159V2H158ZM161 3H165V1L160 2V4H161ZM167 3H169V2H167ZM172 3H173V2L170 3V4H171V7H174V6L176 7L177 2H176V3H173V4H175L174 6H172ZM195 3H196V2H195ZM195 3H194V4H195ZM1 4H2V3H1ZM7 4H8V3H7ZM7 4H6V5H7ZM12 4H13V3H12ZM15 4H16V3H15ZM15 4H14V5H15ZM17 4H18V3H17ZM23 4H24V5H23ZM28 4H29V3H28ZM32 4H33V3H32ZM34 4H35V3H34ZM47 4H48V3H47ZM61 4H62V3H61ZM88 4H85V5H88ZM98 4H99V2H97V5H98ZM104 4H105L104 6H106V2H105ZM137 4H138V3H137ZM140 4H139V5H140ZM152 4H153V3H151V6H152ZM181 4H182V3H181ZM191 4H193V2H192ZM214 4H215V3H214ZM222 4L224 5V2H223ZM242 4H243V5H242ZM256 4H257V3H256ZM256 4H254V6H255ZM3 5H4V4H3ZM29 5H31V4H29ZM29 5L27 6L28 8H29ZM43 5H46V4L43 3L42 6H43ZM55 5H56V4H55ZM85 5H84V7H85ZM97 5H95V6H97ZM101 5H103V4H101ZM101 5H99V6H101ZM118 5H117V6H118ZM121 5H122V4H121ZM121 5H120V6H121ZM123 5H125V4L123 3ZM128 5H129V4H128ZM133 5H134V3H133L131 6L133 7ZM139 5H138V6H139ZM148 5H149V4H147L145 7H148ZM161 5H162L161 7H163V6L166 5V8H171L168 4H161ZM167 5H168V7H167ZM182 5H183V4H182ZM196 5H197V3H196ZM198 5H199V4H198ZM233 5H234V4H233ZM240 5L243 6L244 8H248V9H250L249 4H247V3L244 4V3L242 2V3H240ZM31 6H32V5H31ZM31 6H30V7H31ZM42 6H40V7H42ZM57 6H58V5H57ZM69 6H72V5H69ZM69 6H68V7H69ZM91 6H93V5H91ZM95 6H93V7H95ZM111 6H112V5H111ZM131 6H130V7H131ZM136 6H137V5H136ZM136 6H135V7H136ZM143 6H144V5H143ZM215 6H216V5H215ZM227 6H228V5H227ZM257 6H258V4H257ZM1 7H2V5L0 6V8H1ZM9 7H10V6H7V8H9ZM16 7H17V5H16ZM18 7H19V6H18ZM88 7H90V6L88 5ZM125 7H126V5L123 6L122 8H121V7H120V8H121V9H123V8L125 9ZM145 7H144V8H145ZM153 7H154V6H153ZM155 7H156V9L158 10V8H157L156 5H155ZM155 7H154V8H155ZM158 7H159V6H158ZM161 7H160V8H161ZM184 7H185V6H184ZM184 7H181V12L183 11L182 9H183ZM195 7H196V6H195ZM212 7H213V6H212ZM218 7H219V6H218ZM7 8H6V9H7ZM14 8H15V6L13 7V9L11 8V9H12V12H13ZM38 8H39V7H38ZM38 8H37V9H38ZM45 8H46V6H45ZM52 8H53V7H52ZM59 8H60V7H59ZM59 8H58V9H59ZM65 8L67 9V7H65ZM65 8H63V9H65ZM86 8H87V6H86ZM86 8H85V9H86ZM91 8H92V7H91ZM95 8H96V7H95ZM97 8H99V7H97ZM97 8H96V9H97ZM103 8H104V7H103ZM107 8H108V7H107ZM112 8H114V6H113ZM120 8L118 7L117 10L120 9ZM186 8H187V6H186ZM227 8H229V7H227ZM3 9H5V5H4ZM3 9H2V11H3ZM24 9H26V8H24ZM29 9H30V8H29ZM31 9H32V8H31ZM33 9H34V8H33ZM33 9H32V10H33ZM35 9H36V8H35ZM37 9H36V10H37ZM40 9H41V8H40ZM58 9H56V10L58 11ZM69 9H71V8H68L67 10H69ZM72 9L75 10L76 8H74V7L72 6ZM82 9H83V8H82ZM88 9H89V8H88ZM88 9H87V10H88ZM96 9H95V11H98V10H96ZM124 9H123V10H124ZM128 9H129V6H127V10H128ZM135 9H136V8H135ZM139 9H140V8H139ZM139 9H138V10H139ZM145 9H146V8H145ZM145 9H144V11H146V10H150L151 7L147 8L146 10H145ZM156 9H154V10H156ZM201 9H202V8H201ZM204 9H205V8H204ZM232 9H233V8H232ZM7 10H9V9H7ZM15 10L19 11L17 8H16ZM47 10H48V9H47ZM52 10H54V9H52ZM61 10H62V9H60L58 12H60ZM67 10H66V12H67ZM89 10H90V9H89ZM89 10H88V11H89ZM99 10L101 11V9H99ZM102 10H103V9H102ZM109 10L111 11V9H108V12H109ZM112 10H113V9H112ZM123 10H119V11L122 12V13L120 12L121 15H123ZM130 10L132 11V9H130ZM138 10H137V11H138ZM140 10L142 11L141 13H144L143 10H142V8H141ZM151 10H152V9H151ZM157 10H156V13L154 12L155 15H160V14H157V12H158V13L160 12V11H157ZM160 10H161V9H160ZM167 10H168V9H167ZM195 10H196V9H195ZM205 10H206V9H205ZM212 10H213V8H212ZM212 10H211V11H212ZM219 10H221V9L219 8ZM222 10H223V9H222ZM254 10H255V9H254ZM2 11H1V14L3 13ZM5 11H6V10H5ZM5 11H4V13H5ZM17 11H16V12H17ZM22 11H25V10H22ZM49 11H50V10H49ZM57 11H56V12H57ZM71 11H72V10H70V13H71ZM88 11H86L85 13H87ZM92 11H94V10L92 9L91 12H92ZM104 11H106V10H104ZM114 11H115V14H117L116 12H118V11H116V10H114ZM197 11H198V10H197ZM211 11H209V12L212 13ZM237 11H238V10H237ZM28 12H29V11H28ZM30 12H31V11H30ZM30 12H29V13H30ZM41 12H42V9H41ZM53 12H54V11H53ZM58 12H57V13H58ZM80 12H84V10H83V11L80 10ZM91 12H90V13H91ZM98 12H99V11H98ZM112 12H113V11H112ZM124 12H126V11H124ZM129 12H130V11H129ZM129 12H128V13H129ZM146 12H147V11H146ZM148 12H149V11H148ZM150 12H152V11H150ZM150 12H149V13H150ZM181 12H180V14H182ZM199 12H200V13H203V12H201V11H199ZM199 12H198V13H199ZM204 12H205V11H204ZM214 12H215V11H214ZM245 12H246V11H245ZM247 12H248V11H247ZM247 12H246V13H247ZM6 13H7V12H6ZM10 13H11V11H10ZM18 13H19V14H18ZM18 13H16V14H18V16H19V15L21 16V14H23V12H21V11H19ZM26 13H27V11H26ZM32 13H34V12H32ZM35 13H36V12H35ZM47 13H48V12H47ZM47 13H45V14H47ZM51 13H52V11H51ZM61 13H62V12H61ZM64 13H65V12H64ZM64 13H62V15H63ZM67 13L69 14V11H68ZM73 13H75V11H73V12L71 13V15H72ZM90 13H89V14H90ZM110 13H111V12H110ZM130 13L133 14L132 12H130ZM137 13H138V12H137ZM152 13H153V12H152ZM161 13H162V12H161ZM163 13H164V11H163ZM166 13H167V12H166ZM166 13H165V14H166ZM184 13H185V12H184ZM189 13H190V11H189ZM210 13H209V14H210ZM231 13H232V12H231ZM243 13H244V12H243ZM246 13H244V14H246ZM37 14H38V13H36V15H37ZM39 14H40V13H39ZM101 14H102V13H101ZM115 14H114V16H115ZM118 14H119V13H118ZM118 14H117V15H118ZM120 14H119V15H120ZM165 14H164V16H165ZM193 14H195V13H193ZM193 14H192V15H193ZM237 14H239V13H238V12H237V13H234V15H235V20H236V18H237V17H236ZM252 14H253V13H252ZM2 15H3V14H2ZM30 15H32V14L30 13ZM33 15H35V14H33ZM43 15H44V14H42L41 16H43ZM52 15H53V14H52ZM52 15H51V16H52ZM55 15H56V13H55ZM66 15H67V14H65V16H66ZM77 15H78V14H77ZM79 15L81 16V14H79ZM79 15H78V17H80ZM110 15H111V14H110ZM117 15H116V17H117ZM121 15L118 16V18H122V19H123V17H122ZM145 15H146V13L144 14V17H145ZM147 15H148V14H147ZM147 15H146V16H147ZM150 15H151V13H150ZM155 15H154V16H155ZM168 15H169V13H168ZM168 15H167V16H168ZM195 15H196V14H195ZM201 15H202V14H201ZM241 15H242V14H241ZM241 15H240V16H241ZM3 16H4V15H3ZM9 16L11 17L12 14L9 15ZM24 16L26 17L27 15H24ZM59 16H60V14L58 15V17H59ZM74 16H75V15H74ZM74 16H73V17H74ZM82 16H83V15H82ZM85 16H86V14H85ZM85 16L83 17L84 19H85ZM96 16H97V14H96ZM96 16H95V18H96ZM100 16H101V15H100ZM107 16L109 17V13H107ZM114 16H112L113 19H114ZM123 16H124V15H123ZM164 16H163V17H164ZM203 16H205V15H203ZM246 16H247V15H246ZM248 16H249V15H248ZM1 17H2V16H1ZM4 17H5L4 20H7V21H8V19L10 18V17H8V19H6V18H7L6 15H5ZM4 17H2V18H4ZM28 17H29V16H28ZM28 17H27V18H28ZM32 17H33V16H32ZM36 17H37V16H36ZM43 17H44V16H43ZM58 17H57V19H58ZM66 17H67V19H68V16H66ZM66 17H63V19L66 20ZM70 17H72V16H70ZM101 17H102V16H101ZM130 17H131V20H130ZM130 17L128 18V16H127V19H126V20L129 19L130 21H133L132 18H133L134 16H130ZM148 17H149V15H148ZM165 17H166V16H165ZM165 17H164V18H165ZM171 17H172V16H171ZM175 17H176V16H175ZM205 17H206V16H205ZM223 17H225V16L223 15ZM243 17H244V16H243ZM258 17H259V16H258ZM2 18H1V19H2ZM29 18H30V17H29ZM29 18H28V19H29ZM51 18H52V17H50V19H51ZM80 18H81V17H80ZM87 18H89V17H87ZM95 18H93L92 20H94ZM97 18L100 19L99 15L97 16ZM118 18H116V19H118ZM125 18H126V17H125ZM125 18L123 19V22H124ZM152 18H154V17L152 16ZM160 18H161V17H160ZM164 18H163V20H164ZM167 18H168V17H167ZM172 18H173V17H172ZM194 18H195V16H194ZM206 18H207V17H206ZM239 18H240V17H239ZM239 18H238V19H239ZM245 18H246V17H245ZM245 18H244V19H245ZM14 19H16V18H14V13H13V21H14ZM18 19H20V17H19ZM30 19H31V18H30ZM46 19H49L47 15H46ZM46 19H45V21H47ZM53 19H54V16H53ZM53 19H52V21H51V20H49V21H51V22L53 23ZM57 19H55V20H57ZM63 19H61V20H63ZM84 19H83V21H84ZM99 19H98V21H99ZM103 19H104V16H103ZM110 19H111V18H110ZM110 19H109V20H110ZM155 19H156V18H155ZM155 19H154V20H155ZM158 19H159V17H157V19L155 20V23H154L155 25H156V22H157ZM181 19H182V18H181ZM196 19H197V18H196ZM233 19H234V18H233ZM242 19H243V18H242ZM242 19H241V20H242ZM244 19H243L242 21H244ZM255 19H256V17H255ZM255 19H254V20H255ZM260 19H261V18H260ZM2 20H3V19H2ZM9 20H11V19H9ZM25 20H26V19H25ZM25 20H24V22H25ZM41 20H42V19H41ZM61 20H57L56 22H55V21H54V22L57 24L58 21H61ZM71 20H72V19H71ZM77 20H78V19H77ZM81 20H82V18H81ZM107 20H108V19H107ZM114 20H115V19H114ZM129 20H128V21H129ZM147 20H148V18H147ZM206 20H207V19H206ZM220 20H221V19H220ZM231 20H232V19H230V21H231ZM235 20H233V21H235ZM258 20H259V18H258ZM16 21H17V20H16ZM43 21H44V19H43ZM75 21H76V20H75ZM94 21H95V20H94ZM100 21H101V20H100ZM112 21H113V20H112ZM117 21H118V20H117ZM120 21H121V20H120ZM130 21H129V22H130ZM194 21H195V20H194ZM196 21H197V20H196ZM252 21H253V20H251L250 23H251ZM255 21H256V20H255ZM1 22H2V21H1ZM3 22H4V21H3ZM11 22H12V21H11ZM29 22H32V21H29ZM29 22H27V24H28ZM38 22H39V20H38ZM77 22H78V21H77ZM85 22H86V21H85ZM95 22H96V21H95ZM95 22H94V25L97 24V23H95ZM102 22H104V21H101V23H102ZM123 22H122V23H123ZM201 22H202V21H201ZM204 22H205V21H204ZM209 22H210V21H208V24H209ZM236 22H237V21H235V23H236ZM238 22H240V20H238ZM9 23H10V22H9ZM15 23H17V22H15ZM33 23H34V22H33ZM44 23H46V22H44ZM44 23H43V24H44ZM55 23H54V24H55ZM99 23H100V22H99ZM101 23L98 24V29H100V27H101V26H100ZM109 23H111V21H110ZM116 23H117V22H116ZM116 23L113 22V23H111V24H116ZM145 23H146V22H145ZM148 23H149V22H148ZM198 23H199V22H198ZM235 23H234V24H235ZM253 23H254V22H253ZM253 23H251V24H253ZM2 24H3V23H2ZM5 24H6V22H5ZM7 24H8V23H7ZM7 24H6L5 26H4V24H3L2 26L0 25V29H2V28H4V27L8 26ZM19 24H20V23H19ZM40 24H41L42 26H44L42 23H40ZM47 24H48V23H47ZM62 24H65V21H64V23H62ZM88 24H89V23H88ZM92 24H93V22H92ZM92 24H91L90 26L93 27V28H91L89 25H88V26L93 30V29H94V26H93ZM117 24H118V23H117ZM151 24H152V22H151ZM196 24H197V22H196ZM240 24H241V23H240ZM251 24H250V25H251ZM28 25H29V24H28ZM36 25H39V23H38V24L36 23ZM48 25H49V24H48ZM51 25H52V24H51ZM51 25H49V26H51ZM67 25H68V24H67ZM71 25H74V24H71ZM75 25H76V24H75ZM79 25H80V24H79ZM104 25H105V24L102 23V26H104ZM106 25H107V27H108L110 24H109V25L106 24ZM119 25H120V24H119ZM119 25H118V26H119ZM164 25H165V24H164ZM166 25H168V24H166ZM166 25H165V26H166ZM205 25H206V24H205ZM205 25L202 24V26H205ZM210 25H211V24H210ZM241 25H242V24H241ZM256 25H257V24H256ZM256 25H255V26H256ZM3 26H4V27H3ZM10 26H11V23H10ZM14 26H15V25H14ZM26 26H27V25H26ZM30 26H31V25H30ZM55 26H56V25H55ZM59 26H60V25H59ZM59 26H58V27H59ZM62 26H63V25H62ZM81 26H82V25H80L79 27H81ZM83 26H86V25H83ZM95 26H96V25H95ZM99 26H100V27H99ZM112 26H113V25H112ZM115 26H116V25L113 26L114 29H112V30H116ZM120 26H122V24H121ZM125 26H126V25H125ZM127 26H128V24H127ZM134 26H135V25H134ZM153 26H154V25H152L151 27L153 28ZM158 26H159V24H158ZM161 26H162V25H161ZM168 26H169V25H168ZM176 26H177V25H176ZM194 26H195V25H194ZM235 26L238 27L239 24L236 23ZM235 26H234V27H235ZM27 27H28V26H27ZM27 27H24V28H27ZM39 27H40V26H39ZM53 27H54V26H53ZM60 27H61V26H60ZM64 27H65V26H64ZM79 27H78V29H79ZM110 27H111V26H110ZM113 27H111V28H113ZM122 27H124V26H122ZM122 27H121V28H122ZM135 27H136V26H135ZM140 27H141V26H140ZM156 27H157V26H156ZM179 27H180V26H179ZM179 27H177V28H179ZM191 27H192V26H191ZM237 27H235V28H237ZM240 27H241V26H240ZM250 27H251V26H250ZM8 28H12V27H8ZM32 28H33V27H32ZM44 28H45V27H44ZM44 28H43V29H44ZM90 28H88V29H90ZM101 28H102V27H101ZM145 28H146V27H145ZM152 28H150V30H151ZM163 28H164V27H162V29H163ZM193 28H194V27H193ZM200 28H201V27H200ZM202 28H203V27H202ZM219 28H220V27H219ZM231 28H232V26H231ZM235 28H234V29H235ZM238 28H239V27H238ZM251 28H252V27H251ZM6 29H7V28H6ZM6 29H5V30H6ZM27 29H30V28L28 27ZM34 29H35V27L32 29V31H31L30 33L28 32V34H30V35H31V34L34 35V34H33V30H34ZM40 29H41V27H40ZM48 29H49V28H48ZM50 29L53 30L54 28L51 27ZM50 29H49V31H50ZM62 29H63V28H62ZM62 29L59 31V33L62 31ZM65 29H67V28H65ZM71 29H72V26H71ZM71 29H70V30H71ZM81 29H82V27H81ZM81 29H80V30H81ZM84 29H85V31H84ZM84 29H83L82 31H84V32L86 33V28H84ZM88 29H87V30H88ZM91 29H90V30H91ZM104 29H105V28H104ZM107 29H108V28H107ZM107 29H105V31H106ZM109 29H110V28H109ZM118 29H119V28H118ZM159 29H160V28H159ZM162 29H161V30H162ZM166 29H167V28H166ZM197 29H199V28H197ZM232 29H233V28H232ZM240 29H242V28H240ZM258 29H259V28H258ZM41 30H42V29H41ZM41 30H40V31H41ZM52 30H51V31H52ZM70 30H69V32H71V34H72V32H74V31H70ZM94 30H95V29H94ZM102 30H103V29H102ZM145 30H147V29H145ZM152 30H155V31H156L157 29H155V27H154V29H152ZM152 30H151V31H152ZM164 30H165V29H164ZM192 30H193V29H192ZM206 30H207V29H206ZM208 30H209V29H208ZM12 31H13V30H12ZM24 31H25V30H24ZM36 31H37V30H36ZM46 31L48 32V30H46ZM65 31H66V30H65ZM82 31H80V32L82 33ZM96 31H98V30H97V27H96ZM103 31H104V30H103ZM119 31H121V30H119ZM119 31H118V32H119ZM137 31L140 32L139 30H137ZM155 31H153V32H149V33H153V35H154V32H155ZM198 31H199V30H198ZM204 31H205V30H204ZM263 31H264V30H263ZM2 32H3V31H2ZM2 32H1V33H2ZM6 32H7V31H6ZM25 32H26V31H25ZM69 32H67V34H70ZM80 32H78L79 34H78V33H76V34H77V35H81ZM92 32H94V31H90V33H92ZM98 32H100V31H98ZM108 32H109V31H108ZM108 32H107V33H108ZM141 32H142V31H141ZM141 32H140V33H141ZM143 32H145V33H141V36H142L143 34L146 35V34L148 33V32L146 33V31H143ZM161 32H163V30H162ZM161 32L159 33V35L161 34ZM170 32H171V31H170ZM191 32H192V31H191ZM208 32H209V31H208ZM211 32H212V31H211ZM230 32H233V30H232V31L230 30ZM14 33H15V32H14ZM34 33H35V32H34ZM37 33H38V32H37ZM43 33H45V32H43ZM49 33H51V32H49ZM49 33H46V34L48 35ZM74 33H75V32H74ZM74 33H73L72 35H75ZM87 33H89V31H88ZM87 33H86V34H87ZM90 33H89L88 35H90ZM104 33H105V32H104ZM113 33H114V35H113L112 37H115V33H116V31L112 32L111 35H112ZM140 33H137V34H140ZM192 33H193V32H192ZM202 33H203V32H202ZM202 33H201V34H202ZM217 33L220 34V35L222 34L220 31H217ZM245 33H246V31H245ZM6 34H7V33H6ZM39 34H41V32H39ZM67 34H66V35H67ZM92 34H93V33H92ZM98 34H99V33H98ZM121 34L123 35V34H125V33L121 32ZM129 34H130V33H129ZM135 34H136V33H135ZM156 34H157V33H156ZM201 34H200V35H201ZM207 34H208V33H207ZM19 35H20V34L18 33V37H20ZM30 35H29V37H30ZM32 35H31V36H32ZM54 35H55V33L53 34V36H54ZM57 35H58V34H57ZM64 35H65V34H64ZM83 35H85V34L83 33ZM100 35H101V32H100ZM111 35L109 34L108 36H111ZM116 35H118V34L116 33ZM127 35H128V34H127ZM131 35H132V34H131ZM131 35H129V37H130ZM145 35H144V37H145ZM163 35H164V34H163ZM163 35L161 34V36H163ZM176 35H177V34H176ZM216 35H217V34H216ZM234 35H235V34H234ZM247 35H248V34H247ZM249 35H250V34H249ZM249 35H248V36L245 35L246 38L249 37ZM2 36H6V35H1L0 38H1ZM11 36H13V35H11ZM11 36H10V38H11ZM15 36H17V35H14V37H15ZM22 36H23V33H22ZM25 36H26V35L24 34V37H25ZM34 36L36 37V36H38V34H35ZM41 36H42V35H41ZM43 36H44V35H43ZM49 36H50V35H49ZM49 36H46V35H45L44 37H47V38H48ZM67 36H69V35H67ZM119 36H120V35H119ZM125 36H126V35H125ZM262 36H263V35H262ZM14 37H12V38H14ZM29 37H28V38H29ZM38 37H40V35H39ZM55 37H56V36H55ZM55 37H54V38H55ZM62 37H63V36H62ZM69 37H70V36H69ZM71 37H72V36H71ZM71 37H70V38H71ZM73 37H75V36H73ZM76 37L79 39L78 36H76ZM80 37H83V36H80ZM86 37H88V36H86ZM90 37H91V36H90ZM101 37H102V36H101ZM106 37H107V36H106ZM112 37H110V38H112ZM126 37H128V36H126ZM126 37H125V39H124V41H125V45H124V46H127L126 44L130 43V42H126V39L128 40V38H126ZM133 37H134V36H132V38H133ZM137 37H139V35H138V36L135 35V38H136V39H137ZM144 37H142L143 40H146L147 35H146L145 39H144ZM149 37H150V36L148 35V39H149ZM154 37H156V35H154L153 38H152V35H151L150 38L155 39ZM157 37H158V36H157ZM164 37H165V36H164ZM164 37H163V38H164ZM178 37H179V36H178ZM195 37H197V36H195ZM239 37H240V36H239ZM239 37H238V38H239ZM253 37L256 38L257 36L254 35ZM3 38H4V37H2V39H3ZM12 38H11V39H12ZM28 38H27V39H28ZM30 38H31V37H30ZM40 38H41V37H40ZM40 38H39V39H40ZM58 38H59V37H56V38H55V41H54L55 43H56V40H57ZM88 38H89V37H88ZM88 38H87V39H88ZM95 38H98V37H95ZM104 38H105V37H104ZM108 38H109V37H108ZM108 38H107V39H108ZM122 38H124V35H123L122 37H120V38H118V36H117V38H113V39H112V40H113V43H114V40H116V42L119 41V40H122V41H123ZM135 38H134V39H135ZM159 38H160V37H159ZM167 38H168V36H167ZM167 38H166V39H167ZM174 38H175V37H174ZM174 38L171 39V41L174 40ZM238 38H237L236 42H237V41L239 42ZM263 38H264V37H263ZM263 38H261V39H263ZM6 39H7V38H6ZM22 39H23V37H22ZM27 39H26V42H27ZM33 39L36 40L35 38H33ZM44 39H45V38H44ZM49 39H53V38H49ZM74 39H75V38H74ZM83 39H85V37H83ZM92 39H93V38L90 39V43L92 42ZM136 39H135V40H136ZM152 39H151V42H155V41L157 40V39H156V40H152ZM166 39H165L164 41H166ZM168 39H169V38H168ZM216 39H217V38H216ZM3 40H5V39H3ZM8 40H10L9 37H8L7 41H8ZM45 40H46V39H45ZM53 40H54V39H53ZM85 40H86V39H85ZM85 40H83V42H86V45H85V47H86V46L89 44V43L87 44V41H89V40H87V41H85ZM93 40H94V39H93ZM96 40H97V39H96ZM99 40H100V39H98V41H99ZM109 40H110V39H109ZM109 40L107 41V43H105L106 45H107V44L110 45V44H109ZM112 40H111V42H112ZM129 40H131V42L133 41L131 38H130ZM135 40H134V41H135ZM222 40H223V39H222ZM254 40H255V39H254ZM256 40H260V39H256ZM256 40H255V41H256ZM7 41H6V42H7ZM24 41H25V40H24ZM47 41H48V39H47ZM47 41L42 42V44H44L45 42L47 43ZM78 41H79V40H77V43H79ZM81 41H82V40H81ZM98 41H97V42H98ZM101 41H102V40H101ZM105 41H106V40H105ZM124 41H123V43H124ZM147 41H148V40H147ZM147 41H146V42H147ZM167 41H168V40H167ZM183 41H184V40H183ZM210 41H211V40L209 39V40L206 41V43H208V42H210ZM244 41H245V40H244ZM252 41H253V40H252ZM252 41H251V42H252ZM9 42H11V40H10ZM29 42H31V40H28V43H29ZM35 42H36V41H35ZM39 42H41V41H39ZM39 42H37V43H39ZM49 42H50V41H49ZM49 42H48V44H49ZM51 42H52V41H51ZM51 42H50V43H51ZM54 42H53L52 45H54ZM99 42H100V41H99ZM103 42H104V41H103ZM103 42H102V43H103ZM158 42H159V41H158ZM160 42H161V41H160ZM190 42H191V41H190ZM216 42H217V41H216ZM228 42H229V41H228ZM236 42H235V43H236ZM251 42H250V43H251ZM260 42H261V40L259 41V43H260ZM0 43H3V41L0 42ZM13 43H14V42H13ZM20 43H22V42H20ZM20 43H19L18 45H20ZM24 43H25V42H24ZM37 43H35V44L38 45ZM72 43H74V41H72ZM77 43H76V45H77ZM95 43H96V42H95ZM102 43L100 42V44H102ZM113 43H112V44H113ZM134 43H135V42H134ZM142 43H143V42H142ZM161 43H163V42H161ZM165 43H166V42H165ZM195 43H196V42H195ZM198 43H203V42H202V41H201V42L198 41ZM229 43H230V42H229ZM229 43H228V44H229ZM232 43H233V42H232ZM256 43H257V42H256ZM259 43H258V44H259ZM262 43H264V42L262 41ZM262 43H261V44H262ZM3 44H5V42H4ZM25 44H26V43H25ZM33 44H34V42L31 43V45H30L29 47H31ZM57 44H58V43H57ZM57 44H56V45H57ZM59 44H60V43H59ZM70 44H71V43H70ZM74 44H75V43H74ZM105 44H104V45H105ZM137 44H138V43H137ZM139 44H140V43H139ZM144 44H146V43H143V45H144ZM147 44L149 45L150 43L147 42ZM163 44H164V43H163ZM163 44H162V45H163ZM186 44H187V43H186ZM236 44H237V43H236ZM251 44H252V43H251ZM258 44H257V45H258ZM26 45H28V44H26ZM49 45H50V44H49ZM56 45H54V46H56ZM71 45H73V44H71ZM116 45H117V44H116ZM119 45H120V44H119ZM122 45H123V44H122ZM122 45H121V46H122ZM128 45H129V44H128ZM131 45L134 46L135 44H134V45L131 44ZM148 45H147V47H148ZM171 45H172V44H171ZM171 45H170V46H171ZM181 45H182V44H181ZM184 45H185V44H184ZM201 45H202V44H201ZM207 45H208V48H207L206 50H204L205 52L200 53V54H197V55H191V58L189 57V59H188V60H189V61H188L189 68L191 67V71H190V73L188 72V73H189V78H192V79L196 80V82H197V86H196L197 89L209 90V91L207 92V93H209V99L206 98V97H204V100H202L201 97H200V95H199L198 93H197V95H196L194 98L191 99V108H190V109H191V114H190V115H191V150H190V151H191V164H190V165H191V172H194L195 170H202L204 167H206L205 169H207V170H209V169H211V168H212V169L214 168L216 171H217V167H218L219 169H221V168L228 169L231 165H233V164L236 165L235 163H238V162H242V163H239L238 165L245 163V164H249V167H251L252 165L254 166V165H255L254 163H253L252 165H250V163H246V162H247L250 158L253 159V157L261 156V152L264 151V118L262 119V116H264V108L262 107V106H264V93H263V92H264V85L261 84V83H264V81H262L263 78L261 79L262 82L260 81V79L257 78L258 83H259V82H261V83H259V84L256 83L255 85H253V88H255L256 90H258V91L255 92V93H257V94H256V95H253L254 100H255V102H259L260 104H262V105L259 106V107H260V108H263V109H260V110H259V108H253V109H252V105H251L250 102L248 101V100H249V99H248V98H249V97H248V96H249V93L242 94V97H239V98L236 99L237 101H234V100H233V101H232V100H227V98H228V96H229V92L234 91L233 88H238V89H240V91H243V90H246V91H247L248 89L250 90V88H248L247 85L242 81L243 73H244L242 70H238V71H237V69H232V68H230L229 70H226V71L222 70V71L218 74L217 71H216L217 67L219 68V67L222 66V64H226V63H228V62L230 63L231 60L229 61V57H228V56H226V55H222V54L219 53V52H218V53H214V52H212L213 50H211V48H210V47L212 46V44H207ZM222 45H223V44H222ZM230 45H231V44H230ZM230 45H229L228 47H230ZM249 45H250V44H249ZM1 46H2V45H1ZM1 46H0V47H1ZM6 46H8V45L6 44ZM6 46H5L4 49H2L3 47H2L1 49H2V50H5V49H6ZM22 46H23V45H22ZM33 46H34V45H33ZM40 46H41V45H40ZM40 46H39V47H40ZM44 46H45V45H44ZM54 46H53V47H54ZM69 46H70V45H69ZM93 46H94V45H93ZM99 46H100L101 48H99V47H97V48H99V49L101 50V49H102V46H101V45H99ZM113 46L116 47L115 45H113ZM139 46H140V45H139ZM155 46H156V45H155ZM168 46H169V45H168ZM177 46H178V44H177ZM187 46H188V44H187ZM187 46H186V48H187ZM196 46H198V45H196ZM203 46H204V45H203ZM203 46H202V48H203ZM205 46H206V45H205ZM255 46H256V45H255ZM255 46H254V47H255ZM262 46L264 47V45H262ZM20 47H21V46H20ZM39 47H38V48H39ZM41 47L43 48V46H41ZM56 47H57V46H56ZM60 47L62 48L61 45H60ZM75 47H77V46H75ZM75 47H74V48H75ZM89 47H91V45H89ZM95 47H96V46H95ZM103 47H105V46H103ZM114 47H113V48H114ZM134 47H137V46H134ZM141 47H146V46L144 45V46H141ZM147 47H146V48H147ZM151 47H152V44H151V46H149V49H150ZM159 47H160V46H159ZM173 47L175 48V45H173ZM184 47H185V46H184ZM221 47H222V46H221ZM228 47H227V48H228ZM258 47H259V46H258ZM7 48H8V47H7ZM18 48H19V46H18ZM61 48H58V49H56V50H60ZM70 48H71V46H70ZM92 48H94V47H92ZM92 48H89V50H91ZM119 48H120V47H118V49H117L116 51H118ZM139 48H140V47H139ZM167 48H169V47H167ZM178 48H179V47H178ZM186 48H185V49H186ZM244 48H245V47H244ZM252 48H253V47H251V49H252ZM261 48H262V47H261ZM12 49H14V48H12ZM24 49H26V48L24 47ZM24 49L22 48L23 51H24ZM62 49L64 50V48H62ZM62 49H61V50H62ZM80 49H82V47H81ZM80 49H79V50H80ZM86 49H87V47H86ZM110 49H111V48H110ZM110 49H108V52H107V50H106V53H109V52H110V51H109ZM115 49H116V48H115ZM154 49H155V48H154ZM154 49H153V50L151 49V50L154 51ZM156 49H157V47H156ZM156 49H155V50H156ZM171 49H172V46H171V48H170L169 50L171 51ZM180 49H181V48H180ZM222 49H223V48H222ZM249 49H250V48H249ZM258 49H259V48H258ZM258 49H257V50H258ZM9 50H10V49H9ZM35 50H36V49H35ZM35 50H34V51H35ZM40 50H41V49H40ZM63 50L61 51V53L63 52ZM69 50H72V49H69ZM89 50H88V51H89ZM94 50H95V49H94ZM94 50H91V51L93 52ZM100 50H97V51L95 50V51H96V53H97V52L100 51ZM104 50H105V49H104ZM145 50H146V49H145ZM145 50H144L143 52H145ZM147 50H148V48H147ZM151 50H150V53L152 52ZM238 50H242V49H238ZM246 50H247V49H245V51H246ZM15 51H16V49H15ZM42 51H43V50H42ZM114 51H115V50H114ZM116 51H115V52H116ZM123 51H124V50H123ZM131 51H132V50H131ZM148 51H149V50H148ZM173 51H174V50H173ZM173 51H172V53H173ZM227 51H228V50H227ZM247 51H248V50H247ZM247 51H246V52H247ZM32 52H33V51H32ZM40 52H41V51H40ZM49 52H50V51H49ZM51 52H52V51H51ZM51 52H50V53H51ZM54 52H56V51H54ZM57 52H58V51H57ZM59 52H60V51H59ZM74 52H75V51H74ZM84 52H86V51H84ZM101 52H102V51H101ZM112 52H113V50H112ZM132 52H133V51H132ZM135 52H136V51H135ZM194 52H195V51H194ZM200 52H201V50H200ZM239 52H240V51H239ZM243 52H244V51H243ZM254 52H255V49H254ZM1 53H2V54H3V53L6 54L4 51H2ZM1 53H0V54H1ZM25 53H26V52H25ZM25 53H24V54H25ZM66 53H67V52H66ZM71 53H72V52H71ZM80 53H81V52H80ZM89 53H90V51H89ZM96 53H95V54H96ZM104 53H105V52H104ZM119 53H120V54H121V53H126V51H125V52H122V50H119ZM129 53H130V52H129ZM146 53H148V54L150 55L149 52L146 51ZM146 53H145V54L142 53L143 55H145V58H146V56L148 55V54H146ZM170 53H171V52H170ZM172 53H171V54H172ZM176 53H177V52H176ZM9 54H10V53H9ZM9 54H7V55H9ZM13 54H14V53H13ZM13 54H12V55H13ZM16 54H17V53H16ZM20 54H21V52H20ZM20 54H18V55L20 56ZM64 54H65V52H64ZM67 54H68V53H67ZM78 54H79V53H78ZM90 54H91V53H90ZM97 54H98V57H99V54H101V53H97ZM109 54H110V53H109ZM135 54H137V53H135ZM135 54H134V55H135ZM183 54H184V53H183ZM224 54H225V53H224ZM237 54H238V52H235L234 57H235V55L238 56ZM252 54H253V53H252ZM7 55H6V56H7ZM12 55L10 54V57H11ZM25 55L27 56V54H25ZM37 55H38V54H37ZM44 55H45V54H44ZM44 55H40L39 58H41V56H44ZM57 55H58V54H57ZM65 55H66V54H65ZM70 55H71V54H70ZM70 55H67V56L70 58ZM88 55H89V54H88ZM115 55L118 56L119 54L116 53ZM124 55L126 56V54H124ZM130 55H131V54H130ZM134 55H133V56H134ZM140 55H141V54H140ZM140 55H139V56H140ZM152 55H153V54H152ZM152 55H151V56H152ZM155 55H156V54H155ZM175 55H176V54H175ZM249 55H250V54H248V56H249ZM4 56H5V55H4ZM4 56L1 57L0 61L3 60L2 58H4ZM14 56H16V55H14ZM26 56H25V57H26ZM53 56H54V54H53ZM77 56H78V55H77ZM80 56H81V55H79V57H80ZM82 56H83V55H82ZM86 56H87V53H86ZM89 56H91V55H89ZM105 56H106V55H105ZM112 56H114V53L112 54ZM122 56H123V55H121V58H122ZM139 56L137 55V56H135V58H136V57H139ZM151 56H150V57H151ZM239 56H240V55H239ZM251 56H252V55H251ZM258 56H260V55H258ZM10 57H9V58H10ZM23 57H24V55H23ZM23 57H22V58H23ZM32 57H33V55H31V56L29 57L30 59H29V61H27V63L29 64V68H30L31 70H33L34 72H35V71L37 72V71H38V70H37L38 67L35 68V66H36L38 63H34V62L36 61L35 59L33 60L34 62H32V59H33ZM46 57H47V56H46ZM49 57H51V56H49ZM72 57H75V56H72ZM92 57H95V56H92ZM128 57H129V56H127V58H128ZM147 57H148V56H147ZM150 57H148V58L151 59ZM181 57H182V56H181ZM17 58H18V57H16L15 61L17 60ZM22 58H20V60H23ZM31 58H32V59H31ZM37 58H38V57H37ZM55 58L59 60V57H58V58L55 57ZM55 58L53 57V58H51V59H55ZM60 58H61V56H60ZM86 58H87V57H86ZM86 58H84V59H86ZM121 58L119 59V57H117V59H119V61H120V64H121L124 60H126V59H124L125 57H123V58H122L123 61L121 62ZM130 58H132V56H130L129 59H130ZM145 58H144V59H145ZM152 58H153V57H152ZM174 58H175V57H174ZM182 58H183V57H182ZM237 58H238V57H237ZM4 59H5V58H4ZM48 59H49V58H48ZM78 59H79V58H78ZM132 59H134V58H132ZM138 59H139V58H138ZM140 59H143V57H142V58L140 57ZM140 59H139V62H140ZM146 59H147V58H146ZM149 59H148V60H149ZM153 59H154V58H153ZM155 59H156V58H155ZM155 59H154V62H155ZM235 59H236V58H235ZM235 59H234V60H235ZM25 60H26V59H25ZM27 60H28V59H27ZM63 60H65V59H63ZM63 60H62V61H63ZM79 60H83V59H79ZM79 60H78V61H79ZM103 60H105V58H104ZM134 60H135V59H134ZM240 60H241V58H240ZM10 61H11V60H10ZM39 61H40V60H39ZM48 61H49V60H48ZM74 61H75V58H74ZM119 61L117 62L118 64H119ZM127 61H131V60H127ZM127 61H126V63H127ZM132 61H133V60H132ZM132 61H131L129 64L134 63V61H133V62H132ZM137 61H138V60H136V62H137ZM142 61H143V60H142ZM2 62H4V61H2ZM37 62H38V61H37ZM56 62H57V61H56ZM58 62H61V59H60V61H58ZM66 62H67V65H63L62 63L59 64V65H61V66L59 67L60 76H61L62 79H63V78H64V79L62 80V79L60 78V79H61V80H60V79H58L57 76H55V77L59 80V85H60V81H61L62 85H65V84L67 85V81H70V80L72 81V80H73V79L71 78V77H72L71 75H70L71 77H69V78H70L69 80H67V78H66V77H68V76H67L68 73H70V72L73 71V69H72L73 58L70 59V62H69V63H68V60H67ZM98 62H99V61H98ZM100 62H101V61H100ZM102 62H103V61H102ZM136 62H135V64H136ZM150 62H152V60H151ZM171 62H172V63H170V69L173 70V71L175 70V68H177V66H178L179 64H181V65H184V64H185L184 61L181 62V59H180V58H179V59L177 58V59H175V60H172ZM178 62H179V64H177ZM197 62H199V65H198V66L196 65ZM242 62H243V61H242ZM7 63H8V62H7ZM10 63H11V62H10ZM13 63H14V62H13ZM13 63L10 64V65H13ZM27 63H25V65H26ZM44 63H45V62H44ZM46 63H47V62H46ZM46 63H45V64H46ZM48 63H49V62H48ZM73 63H74V62H73ZM75 63H77V61H76ZM75 63H74V65H75ZM144 63H145V62H144ZM144 63H143V64H144ZM156 63H157V62H156ZM4 64H6V62H5ZM8 64H9V63H8ZM8 64H7L5 67H9ZM20 64H21V63H20ZM20 64H18V65L20 66ZM45 64L40 63V65H42V70H43V68L45 67V66H44ZM52 64L54 65L53 62H52ZM84 64H85V63H84ZM120 64H119V65H120ZM123 64H124L123 66H125V62H123ZM140 64L142 65V63H140ZM152 64H153V63H152ZM152 64H151V65H152ZM0 65H2V63H1ZM18 65H17V66H18ZM40 65H39V66H40ZM56 65H57V64H56ZM105 65H106V64H105ZM105 65H102V67L105 66ZM131 65H134V64H131ZM141 65H140V68H141ZM146 65H147V64H146ZM146 65H145V67H144L145 69H146L148 66H151V65H147V66H146ZM186 65H187V64H185V66H186ZM13 66H14V65H13ZM17 66H16V68H17ZM19 66H18V67H19ZM37 66H38V65H37ZM82 66L85 67V65H82ZM89 66H92V65H89ZM89 66L86 65V67H89ZM121 66H122V65H121ZM123 66H122V68H123ZM127 66H128V63H127ZM157 66H158V64H157ZM241 66H242V65H241ZM48 67H49V66H48ZM51 67H53V66H51ZM102 67H101V68H102ZM125 67H126V66H125ZM135 67H138V69H139L138 64H137V66L134 65V66H133V69H134ZM160 67H162L163 69L166 68L165 65H164V63H161ZM225 67H226V66H225ZM256 67H259V70H260L261 76H264V64H262V62H261L259 59H254V60H251V61H249V62H245L244 70L247 71V72H253L252 69H255ZM2 68H3V66H2ZM16 68H11V69L13 70V69H16ZM25 68H26V67H25ZM29 68L27 67V68L25 69V72H26L27 69H29ZM46 68H47V66H46ZM98 68H99V67H98ZM119 68H120V67H119L118 65H116V66L114 65V66H113V63H112V64H111V63H108L107 66H105L103 69H100V68H99V69H98L99 71H97V72L95 71L96 73H94V72H93V73L96 74V75H99V73H100V76H98L97 78H100V77L103 76V77H102V78H103L102 80H104V82L106 83L107 81H110V80H111V79L109 80V78H111V77H113L112 79L116 78V80H117V77H116V76L119 77V73H120V71L122 70L121 72H123V71L126 69V68H125V69L123 68V69L120 70ZM127 68H130V69H131L132 67H130V65H129V67H127ZM179 68L182 69V73H181V74L183 75V73H184V75H185V72H184V71L187 72V70H184V71H183V69H184V68L186 69V67L182 66V67H179ZM4 69H5V68H4ZM19 69H20V68H19ZM19 69H18V71H19ZM38 69H41V67L38 68ZM49 69H50V68H49ZM49 69H46V70H49ZM52 69H53V68H52ZM55 69H58V68H55ZM85 69H89V68H85ZM92 69H94V68H92ZM138 69H137V70H138ZM166 69H167V68H166ZM187 69H188V68H187ZM224 69H225V68H224ZM9 70H10V69H9ZM16 70H17V69H16ZM31 70H30V71H31ZM44 70H45V69H44ZM44 70H43V73L46 72V70H45V71H44ZM95 70H96V69H95ZM117 70H120V71L118 72ZM127 70H129V69H127ZM137 70H136V71H137ZM161 70H162V69H161ZM189 70H190V69H189ZM259 70H257V71H259ZM13 71H15V70H13ZM18 71H15V72H10V71H9V72L11 73V74H9V76L11 75V77H12L11 79H13L14 81H16V83H17L18 80L23 79V77L21 78V76L28 75V74H26V73L21 74V72H18ZM50 71H51V70H50ZM53 71H54V70H53ZM84 71H85V70H84ZM89 71H90V70H89ZM129 71H130V70H129ZM129 71H128V72H129ZM159 71H160V70H159ZM159 71H157V73H158ZM162 71H163V70H162ZM1 72H3V70H2ZM4 72L6 73L7 71H4ZM36 72H35V73H36ZM38 72H39V71H38ZM82 72H83V71H82ZM125 72H126V70H125ZM125 72L120 73L123 79H124V77H123L124 75H122V74H124ZM130 72H131V71H130ZM163 72H165V71H163ZM170 72H171V71H170ZM174 72H176V70H175ZM174 72H173V73H174ZM27 73H28V72H27ZM43 73H42V74H43ZM49 73H50V72H49ZM52 73H53V72H52ZM83 73H86V71L83 72ZM83 73H81V75H82V76H85V75H83ZM87 73H88V72H87ZM91 73H92V72H91ZM134 73H136L135 70H134ZM166 73H167V72H166ZM178 73H179V74H178ZM36 74H37V73H36ZM36 74H33V78H36V80H35V82L32 83V87H30V88L33 89V87L36 88V86H37L36 89H41V88H43V85L41 86L42 83L40 84V82L37 81V79L40 80L41 78L39 77L40 75H38V77H37ZM40 74H41V73H40ZM42 74H41V75H42ZM130 74H131V73H129V75H130ZM132 74H133V73H132ZM169 74H170V73H169ZM256 74H257V73H256ZM2 75H3V73H2ZM4 75H5V74H4ZM29 75H30V74H29ZM78 75H79V74H78ZM90 75H93V74H90ZM90 75H89V73H88V76H90ZM96 75H95V76H96ZM134 75H135V74H134ZM157 75H158V74H157ZM162 75H163V74H162ZM162 75H161V76H162ZM171 75H172V78H173V74H172V73H171ZM171 75L169 76V79H170ZM174 75H175V73H174ZM176 75H180V72H176ZM244 75H246V74L244 73ZM5 76H6V75H5ZM5 76H4V78H5ZM79 76H80V75H79ZM159 76H160V75H159ZM180 76H181V75H180ZM258 76H259V75H258ZM1 77H2V76H1ZM28 77H29V76H28ZM44 77L46 78L45 81H44V83H46L45 85H46V86H49V85H47V84H49V82H51V81H50L51 78H49L48 76H44ZM127 77H128V76H127ZM139 77H141V75H140ZM155 77H156V76H155ZM167 77H168V76H167ZM244 77H245V76H244ZM256 77H257V76H256ZM256 77H255V78H256ZM6 78H7V77H6ZM39 78H40V79H39ZM42 78H43V75H42ZM74 78H75V77H74ZM77 78H79V77L76 76L75 79H77ZM119 78H120V77H119ZM119 78H118V79H119ZM125 78H126V77H125ZM158 78H159V77H158ZM187 78H188V77H187ZM0 79H1V78H0ZM2 79H3V78H2ZM8 79H10V77H9ZM26 79H27V78H26ZM57 79H55V80H57ZM84 79H85V78H84ZM91 79H92V78H90L89 82L91 81ZM93 79H94V78H93ZM167 79H168V78H167ZM169 79H168V80H169ZM183 79H184V78H183ZM183 79H182V80H183ZM251 79H252V78H251ZM251 79H250V80H251ZM4 80H7V79H4ZM13 80H12V82H14ZM43 80H44V79H43ZM53 80H54V79H52V82H53ZM81 80H82V79H78L77 81L74 80V81L77 83V84L75 83V85H77V86H75V87H78V85H79L81 82L84 83V81H81ZM86 80H88V79H86ZM162 80H163V79H162ZM252 80L254 81V79H252ZM255 80H256V79H255ZM7 81L9 82V80H7ZM80 81H81V82H80ZM93 81L96 82V80H93ZM111 81H112V80H111ZM114 81H115V79H114ZM124 81H125V80H124ZM134 81H135V79H134ZM180 81H181V80H180ZM180 81H179V82H180ZM190 81H191V80H190ZM248 81H249V80H248ZM253 81H252V82H253ZM0 82H3V81H0ZM20 82H21V81H20ZM20 82H19V83H20ZM31 82H32V81H31ZM52 82H51V83H52ZM72 82H73V81H72ZM79 82H80V83H79ZM89 82H88V83H89ZM98 82H99V81H98ZM98 82H97V84H99L101 81H100L99 83H98ZM121 82H123V81L121 80ZM126 82H127V81H126ZM129 82H130V81H129ZM170 82H171V81H170ZM176 82H177V81H176ZM10 83H11V82H10ZM53 83L55 84V82H53ZM53 83H52V84H53ZM56 83H58V82L56 81ZM68 83H71V82H68ZM73 83H74V82H73ZM85 83H86V82H85ZM88 83H87V84H88ZM130 83H131V82H130ZM142 83H143V84H138L136 87H135V85H134L133 87H131L132 90H133V91L135 90V91H136V94H137L136 96H133V95H132L133 97H135L134 99H133V97H132L134 103H137L138 101H141V100L149 101L148 97H149V95H150L152 92H157V93H159L160 91H165V93H166V92L174 91V89H173L172 86H170V87L165 86V82L162 83L161 80H159V79H155V80H153V81H151V82H149V83H146V81H142ZM168 83H169V82H168ZM189 83H190V82H189ZM189 83H188V84H189ZM253 83H254V82H253ZM1 84H2V83H1ZM13 84H14V86L16 87V84H15V83H13ZM26 84H27V83H26ZM30 84H31V83H30ZM38 84H39V85H38ZM93 84H94V85H93ZM110 84H111V83H110ZM114 84H115V82H114ZM114 84H113V86H114ZM119 84H120V83H119ZM122 84H124V83H122ZM195 84H196V83H195ZM251 84H252V83H251ZM251 84H250V85H251ZM4 85H7V84H4ZM8 85H9V84H8ZM45 85H44V86H45ZM70 85L73 86L74 84H70ZM70 85H68L67 87H69ZM81 85H82V84H81ZM81 85H79V88H80ZM91 85H92L91 87H92V88H95L96 91L99 90L98 87H97V85H95V83H92V82H91ZM100 85H101V84H100ZM177 85H178V84H177ZM262 85H263V86H262ZM1 86L3 87V85H1ZM1 86H0V88H1ZM14 86H13V87H14ZM40 86H41V88H39ZM46 86H45V87H46ZM6 87H7V86H6ZM6 87L4 86V88H6ZM13 87L11 86V88H13ZM15 87H14V88H15ZM63 87H64V86H63ZM85 87L87 88L86 85H84V86L82 85L81 90H82L83 88H85ZM88 87L90 88V85H89ZM114 87H115V86H114ZM174 87H175V86H174ZM182 87H183V86H182ZM184 87H185V86H184ZM4 88H3V90H4ZM8 88H9V86H8ZM16 88H17V87H16ZM18 88H19V87H18ZM20 88H21V87H20ZM49 88L52 89L53 87L49 86ZM49 88L47 89L46 92H48V91L51 90V89L49 90ZM57 88H60V90L62 91V88H61L60 86H59V87L57 86ZM64 88H66V87H64ZM71 88H72V87H71ZM86 88L83 89V90H86ZM101 88H102V87H101ZM178 88H179V87H178ZM178 88H177V89H178ZM6 89H7V88H6ZM6 89H5V90H6ZM32 89H31V90H32ZM123 89H128V88H127V87H124ZM129 89H130V88H129ZM186 89H187V88H186ZM3 90H2V91H3ZM13 90H14V89H13ZM20 90H21V89H20ZM52 90H53V89H52ZM60 90L57 89V90H55V91L58 92V91H60ZM64 90H65V89H64ZM67 90H68V88H67ZM75 90H76V88H75ZM75 90H74V91H75ZM78 90H79V89H78ZM78 90H76V91H77L78 93H80ZM88 90H89V89H88ZM104 90H105V88H104ZM132 90H131V91H132ZM190 90H191V89H190ZM218 90H221L222 92H221V93H213V92H212V91H218ZM260 90H263V92L260 91ZM8 91H9V89H8ZM27 91H28V90H27ZM33 91H34V90H33ZM33 91H32V92H33ZM72 91H73V90H72ZM133 91H132V93H133ZM135 91H134V92H135ZM158 91H159V92H158ZM178 91H179V90H178ZM198 91H199V90H198ZM225 91H228V92H227V93H224ZM235 91H236V90H235ZM3 92H4V91H3ZM29 92H30V91H29ZM32 92H30V93H32ZM34 92H35V91H34ZM34 92H33V94L36 95L37 93H36V92L34 93ZM46 92L44 91L43 94H44V93L46 94ZM51 92H52V91H51ZM57 92H56V93H57ZM65 92H66V91H65ZM65 92H64V93H65ZM99 92H100V91H99ZM117 92H119V93H117V96H119L118 94H120V95H123V94H124L122 91H121V92H122L123 94L120 93V91H117ZM124 92H125V91H124ZM201 92H202V91H201ZM247 92H248V91H247ZM12 93H13V92H12ZM12 93H11V94H12ZM49 93H50V92H49ZM78 93H76V94H78ZM96 93H97V92H96ZM125 93H126V92H125ZM127 93H128V91H127ZM127 93H126L125 95H127V97H128V94H127ZM170 93H171V92H170ZM3 94H4V93H3ZM3 94H2V92H1L2 98L4 97ZM9 94H10V93H9ZM25 94H28V93H24V94L22 93L21 96H22V95H25ZM39 94L42 95L41 92H40ZM39 94H38V95H39ZM52 94H53V93H52ZM59 94H61V93H59ZM86 94H87V93H86ZM113 94L115 95V93H113ZM113 94H111V95H113ZM130 94H131V93H130ZM159 94L161 95V93H159ZM218 94H220V95H218ZM239 94H241V93H239ZM49 95H50V94H49ZM125 95H124V96H125ZM152 95H153V94H152ZM230 95H231V94H230ZM7 96H8V95H7ZM29 96H30V95H29ZM42 96H43V95H42ZM42 96H40V97H42ZM45 96H48V95H45ZM45 96H44V97H45ZM79 96H80V95H79ZM129 96H130V95H129ZM185 96H186V95H185ZM234 96H235V95H234ZM11 97H12V96H11ZM22 97H23V96H22ZM22 97H20V98H22ZM24 97H26V96H24ZM36 97H37V95H36ZM36 97H35V98H36ZM40 97L38 96L39 99H40ZM44 97H42V98H44ZM82 97H83V96H82ZM86 97H87V96H86ZM88 97H89V96H88ZM105 97H108V96H105ZM122 97H123V96H122ZM150 97H151V95H150ZM150 97H149V98H150ZM170 97H171V96H170ZM183 97H184V96H183ZM5 98H6V97H5ZM20 98H19V99H20ZM33 98H34V97H32V99H33ZM50 98H51V97H49L48 99H50ZM56 98H57V97H56ZM80 98H81V97H80ZM95 98H97V97H95ZM103 98H104V97H103ZM108 98H109V97H108ZM181 98H182V97H180V100H181ZM205 98H206V99H205ZM233 98L235 99V97H233ZM3 99H4V98H3ZM26 99H27V98H26ZM29 99L31 100V97H30ZM44 99H46V97H45ZM44 99H43V100H44ZM62 99H63V98H62ZM77 99H78V98H77ZM110 99L113 100L112 98H110ZM110 99H108V100H107V99H105V100L103 99L104 101H103L102 99H101V100H100V99H97L96 102H98V100L103 101V102L101 103V106L104 105V108H105V104H103V103H104V102H107V101L110 102ZM147 99H148V100H147ZM169 99H170V98H169ZM176 99H178V98H176ZM176 99H175V101H176ZM23 100H24V99H23ZM43 100H42V101L40 100V101H41L40 103H45V101H43ZM51 100H52V99H51ZM51 100H50V101H51ZM84 100H85V99H84ZM92 100H93V99H92ZM92 100H90V101H92ZM106 100H107V101H106ZM151 100H152V99H151ZM151 100H150V101H151ZM165 100H166V99H165ZM178 100H179V99H178ZM209 100H213L214 102L219 101V102H220V105H218L219 103H218L217 105H212L211 103H209ZM25 101H26V100H25ZM25 101H23V102H25ZM34 101H36V100H34ZM34 101H33V102H34ZM52 101H53V100H52ZM73 101H74V100H73ZM90 101H88V102L90 103ZM114 101H115V102L118 101V102L116 103V104H118V103H121V102H122V103H123V102H124V103H125V102L128 103L129 101H132V100L129 99V98H128V99H127V98H123V99H121V97H120V98H115ZM114 101H111V103H113ZM163 101H164V100H163ZM163 101H161V102H163ZM7 102H8V101H6V103H7ZM16 102H17V101H16ZM18 102H20V100H18ZM18 102H17V103H18ZM23 102H22V105L26 103V102H25V103H23ZM27 102H29V101H27ZM31 102H32V100L30 101L29 104H31ZM36 102H37V101H36ZM36 102H34V103H36ZM47 102H48V101H47ZM63 102H64V101H63ZM86 102H87V101H86ZM92 102H94V100H93ZM96 102H95V103H96ZM115 102H114V103H115ZM142 102H143V104H144V101H142ZM6 103H5V104H6ZM13 103H14V105H15V102H13ZM17 103H16V104H17ZM34 103H33V104H34ZM61 103H62V102H60V104H61ZM80 103H81V102H80ZM80 103H77V104H80ZM82 103H85V101L82 102ZM122 103H121V105H123ZM131 103H132V102H131ZM139 103L142 104L141 102H138L137 104H139ZM179 103H180V102H179ZM181 103H182V102H181ZM183 103H185V101H184ZM26 104H28V103H26ZM26 104H25V105H26ZM74 104H75V103H74ZM77 104H76V105H77ZM108 104H109V103H108ZM108 104H107V105H108ZM116 104H115V105H116ZM128 104H129V103H128ZM157 104H158V103H157ZM252 104H254V103L252 102ZM1 105H2V104H1ZM1 105H0V106H1ZM3 105H4V104H3ZM6 105H7V104H6ZM6 105H5V106H6ZM19 105H20V104H19ZM25 105H24V106H25ZM37 105H38V104H37ZM62 105H63V104H62ZM82 105H83V104H82ZM89 105H90V104H88L87 106L89 107ZM91 105H92V104H91ZM96 105H100V104L96 103L94 106H96ZM119 105H120V104H118V106H119ZM124 105H125V104H124ZM170 105H171V104H170ZM189 105H190V104H189ZM255 105H256V104H255ZM5 106H4V108H5ZM10 106H13V105L10 104ZM17 106H18V104H17ZM28 106H29V105H28ZM35 106H36V104H35ZM35 106H34V108H35ZM42 106H43V104H42ZM42 106H40V108H41ZM66 106H67V105L64 106V109H65ZM68 106H69V105H68ZM87 106L85 105L84 107H87ZM92 106H93V105H92ZM92 106H91V108H92ZM94 106H93V107H94ZM101 106H99V107H101ZM141 106H142V105H141ZM185 106H186V105H185ZM253 106H254V105H253ZM6 107L8 108V106H6ZM19 107H20V106H19ZM22 107H23V106H22ZM69 107H70V106H69ZM73 107H74V106H73ZM73 107H70V108L72 109ZM79 107H80V105H79ZM81 107H82V106H81ZM84 107H83V109H85ZM88 107H87V108H88ZM97 107H98V106H97ZM109 107H110V106H109ZM109 107H108V108H109ZM112 107H113V105H112ZM132 107H133V105H132ZM169 107H170V106H169ZM214 107H220L219 113H218V112H215ZM0 108H1V107H0ZM2 108H3V107H2ZM2 108H1V110L4 109V108H3V109H2ZM7 108H6V110H7ZM11 108H13V107H10V109H11ZM37 108H38V106H37ZM54 108H55V107H54ZM67 108H68V107H67ZM76 108H77V107H76ZM91 108H90L89 110H91ZM102 108H103V107H102ZM108 108H106V110H108ZM180 108H181V107H180ZM183 108H184V107H183ZM183 108H182V109H183ZM224 108H226V109H224ZM10 109H9V110H10ZM30 109H33V108L31 107ZM45 109L47 110V107H46ZM92 109H93V110H94V109H95V110H98V109H96V108H92ZM111 109H113V108H111ZM111 109L109 108V110H111ZM115 109H116V107H115ZM118 109H120V107H119ZM232 109H234V110H232ZM243 109H245V110H243ZM13 110H14V113H15L14 116H16L15 107H14ZM19 110H20V109H19ZM21 110H22V109H21ZM28 110H29V109H28ZM33 110H37V109H33ZM65 110H66V109H65ZM79 110H81V108L78 109V111H76V113L79 112ZM95 110H94L93 115H94L95 113H97V112H95ZM106 110H105V111H106ZM109 110H108V111H109ZM178 110H180V109H178ZM4 111H5V110H4ZM7 111H8V110H7ZM24 111H25V110H24ZM24 111H23V112H24ZM29 111H30V110H29ZM29 111H28V112H29ZM39 111H41V110H39ZM44 111H45V110H43L42 112H44ZM83 111H84V110H83ZM85 111H86V110H85ZM85 111H84V112H85ZM87 111H88V109H87ZM98 111H99V110H98ZM100 111H102V110L100 109ZM103 111H104V109H103ZM112 111H113V110H112ZM112 111H111V112H112ZM120 111H122V110H120ZM125 111H126V110H125ZM175 111H176V110H175ZM175 111H174V112H175ZM0 112H1V111H0ZM11 112H13V111H11ZM26 112H27V110H26ZM61 112H64V111L61 110ZM66 112H67V110H66ZM66 112H65V113H66ZM69 112L72 113L71 111H69ZM81 112H82V111H81ZM81 112H80V113H81ZM90 112H91V111H90ZM109 112H110V111H109ZM2 113H3V112H2ZM2 113H0V114H2ZM5 113H6V112H5ZM5 113H3V114H5ZM18 113H20V112H17V114H18ZM30 113H31V112H30ZM38 113H39V112H38ZM74 113H75V112H74ZM80 113H79V115H78V114H77V115H78V116L83 115V113H82V114H80ZM87 113H88V112H87ZM99 113H100V112H99ZM99 113H98L97 116H99ZM105 113H107V111H106ZM169 113H170V112H169ZM176 113H178V111H177ZM8 114H9V112H8ZM24 114H25V113H24ZM39 114H40V113H39ZM61 114H62V113H61ZM67 114L69 115L68 112H67ZM67 114H66V115H67ZM85 114H86V112H85ZM90 114H91V113H90ZM102 114H103V113H102ZM121 114H122V113H121ZM35 115H37V114H35ZM59 115H60V114H59ZM180 115H181V114H180ZM19 116H21V115H19ZM29 116H30V115H29ZM45 116H46V115H45ZM100 116H101V115H100ZM102 116H103V115H102ZM108 116H109V115H108ZM139 116H140V115H139ZM168 116H169V115H168ZM9 117H10V116H9ZM17 117H18V116H17ZM37 117H38V116H37ZM37 117H36V118H37ZM39 117H41V116H39ZM53 117H55V115H54ZM53 117H52V118H53ZM137 117H138V116H137ZM11 118H12V115H11ZM94 118H95V116H94ZM107 118H109V117H107ZM7 119H8V117H7ZM27 119H28V118H27ZM46 119H47V118H46ZM46 119H45V121H47ZM120 119H121V118H120ZM120 119H119V120H120ZM5 120H6V119H5ZM9 120H10V118H9ZM14 120H16V119H14ZM25 120H26V118H25ZM48 120H49V119H48ZM50 120H51V118H50ZM50 120H49V121H50ZM53 120H54V119H53ZM96 120H97V119H96ZM107 120H108V119H107ZM121 120H122V119H121ZM138 120H139V119H138ZM138 120H136V121L139 122ZM177 120H178V119H177ZM201 120H205L206 124H203V122H202ZM17 121H18V120H17ZM43 121H44V120H43ZM32 122H34V123L36 122L35 125H38V124L40 123V121H38V123H37V120H36V121L34 120V121H32ZM187 122H188V120L186 121V123H187ZM201 122H202V123H201ZM5 123H6V121H5ZM9 123H12V122H9ZM14 123H15V122H14ZM14 123H12V124H14ZM21 124H22V123H21ZM29 124H30V122H29ZM40 124H41V123H40ZM97 124H98V123H97ZM97 124H96V125H97ZM117 124H118V123H117ZM212 124H214V125L212 126ZM261 124H262L263 126H261ZM1 125H3V123H2ZM35 125H33L34 127L32 126L33 129L35 128ZM179 125H180V124H179ZM188 125H189V124H188ZM188 125H187V126H188ZM20 126H21V125H20ZM20 126H19V127H20ZM25 126H26V125H24L22 128H24ZM94 126H95V125H94ZM8 127H9V126H8ZM12 127H13V126H12ZM16 127L18 128V125H17V126H14L15 129H17ZM32 127L30 126V128H32ZM173 127H174V124H173ZM37 128H38V126H37ZM85 128H86V127H85ZM115 128H117V127H115ZM10 129H11V126H10ZM19 129H20V128H19ZM19 129H18V130H19ZM24 129H29V128H26V127H25ZM33 129H32V132H33ZM114 130H115V129H113V131H114ZM173 130H174V129H173ZM3 131H4V130H3ZM5 131H6V130H5ZM16 131H17V130H16ZM26 131H27V130H26ZM28 131H29V130H28ZM109 131H111V133H112V130H111V129H110ZM115 131H116V130H115ZM181 131H182V130H181ZM189 131H190V130H189ZM18 132H19V131H18ZM20 132H21V130H20ZM42 132H43V131H42ZM90 132H91V131H90ZM94 132H95V131H94ZM99 132H100V131H99ZM116 132H118V131H116ZM119 132H121V131H119ZM6 133H7V132H6ZM43 133H44V132H43ZM108 133H109V132H108ZM20 134H22V133H20ZM27 134H28V132H27ZM27 134L25 133V135H27ZM109 134H110V133H109ZM116 134H117V133H116ZM116 134H114V132H113V135H116ZM121 134H123V133H121ZM2 135H4V134H2ZM5 135H7V134H5ZM5 135H4V136H5ZM35 135H36V134H35ZM101 135H102V134H101ZM104 135H105V134H104ZM107 135H108V134H107ZM111 135H112V134H111ZM111 135H109V136L111 137ZM113 135H112V136H113ZM119 135H120V134H119ZM15 136H20V135H19V134L17 135V133H16ZM15 136H14V137H15ZM21 136H22V135H21ZM91 136H93V135H91ZM116 136H117V135H116ZM116 136H115V138H116ZM23 137L26 138V136H24V134H23ZM25 138H24V139H25ZM27 138H28V137H27ZM94 138H95V137H93V139H94ZM96 138H97V137H96ZM100 138H102V137H100ZM103 138H104V137H103ZM103 138H102V140H103ZM108 138H109V137H108ZM179 138H180V137H179ZM2 139H3V138H2ZM11 139H13V138H11ZM15 139H16V138H15ZM37 139H39V138H37ZM106 139H107V136H106V138H105L104 140H106ZM112 139H113V138H112ZM122 139H123V138H122ZM85 140H86V139H85ZM110 140H111V139H110ZM110 140H108V141H110ZM167 140H169V139H166V141H167ZM1 141H3V140H1ZM38 141H39V140H38ZM86 141H87V140H86ZM98 141H99V139H98ZM98 141H97V142H98ZM112 141H113V140H112ZM76 142H77V141H76ZM76 142L74 143L75 145L77 144ZM83 142H84V141H83ZM92 142H93V141H92ZM100 142L102 143L103 141H100ZM104 142H107V141H104ZM104 142H103V143H104ZM123 142H124V141H123ZM164 142H165V141H164ZM3 143H4V142H3ZM72 143H73V142H72ZM116 143H117V141H116ZM168 143H169V142H168ZM175 143H176V142H175ZM70 144H71V143H70ZM106 144L108 145V143H106ZM106 144H105V146H106ZM0 145H1V142H0ZM37 145H38V144H37ZM90 145H91V144H90ZM96 145H97V144H96ZM98 145H99V143H98ZM98 145H97V146H98ZM110 145H111V143H110ZM112 145H113V144H112ZM112 145H111V146H112ZM162 145H163V143H162ZM62 146H63V145H62ZM64 146H65V145H64ZM70 146H71V145H70ZM70 146H69V147H70ZM73 146H74V145H72V147H73ZM92 146H93V145H92ZM99 146H100V145H99ZM102 146H103V144H102ZM102 146H101V147H102ZM105 146H104V147H105ZM120 146H121V145H120V143H119V147H118V146H117V147L120 148ZM159 146H160V145H159ZM164 146H165V145H163V147H164ZM179 146H180V145H179ZM188 146H189V145H188ZM188 146H187V147H188ZM2 147H3V145H2ZM2 147H1V148H2ZM15 147H16V145H15ZM15 147H14V148H15ZM69 147H67V149L70 150ZM93 147H94V146H93ZM104 147H102V148H104ZM154 147H155V146H154ZM163 147L160 146V148H163ZM166 147H168V146H165L164 148H166ZM187 147H186V148H187ZM33 148H34V147H33ZM41 148H42V147H41ZM41 148H39V149H41ZM95 148H97V147H95ZM99 148H100V147H99ZM102 148H101V149H102ZM111 148H112V147H111ZM164 148H163V149H164ZM179 148H180V147H179ZM72 149H73V148H71V150H72ZM88 149H89V148H88ZM92 149H93V148H91V150H92ZM101 149H99V150L96 151V152H98V154H99V152L103 150V149H102V150H101ZM109 149H110V147H109ZM113 149H114V148H113ZM145 149H146V148H145ZM33 150H35V152H37V151H36V148H34ZM43 150H44V149H43ZM43 150L41 149L40 151H43ZM69 150H68V151H69ZM71 150H70V151H71ZM78 150H80V149L78 148ZM83 150H84V149H83ZM85 150H87V147H86ZM94 150H95V149H94ZM158 150H159V152H160V149H158ZM167 150H168V152H166V153H169V152L171 151V150L169 151L168 148H167ZM188 150H189V149H188ZM0 151L3 152L2 149H1ZM68 151H67V152H68ZM70 151H69V152H70ZM109 151H110V150H109ZM116 151H117V150H116ZM139 151H140V150H139ZM4 152H6V151H4ZM15 152H16V151H15ZM17 152H18V151H17ZM59 152H60V151H59ZM67 152H64V154L67 153ZM71 152H72V151H71ZM75 152L78 153L79 151H75ZM75 152H73L74 154H69V153H68V154L73 156V155L76 154ZM81 152L83 153V151H81ZM81 152H80V153H81ZM87 152H88V151H87ZM90 152H91V151L89 150V152H88L87 154L89 155ZM92 152H94V151H92ZM92 152H91V153H92ZM105 152H106V150H105ZM114 152H115V150H114ZM156 152L158 153V151H156ZM161 152H162V149H161ZM177 152H178V151H177ZM109 153H110V152H109ZM119 153H120V152H119ZM134 153H135V152H134ZM136 153H137V152H136ZM136 153H135L133 156H132V154H131V156L135 158V155H137V157L135 158V159H136V162H137V160L139 161V160L141 159V158H139V157L141 156V154H140L139 152H138L137 154H136ZM33 154H35V153H33ZM36 154H37V153H36ZM61 154H63V151H62ZM61 154H59V156H60ZM64 154H63V155H64ZM85 154H86V153L84 152V156H85ZM102 154H103V153L101 152L100 155H102ZM116 154H117V153H116ZM151 154H154V152H153V153L151 152ZM161 154H163V153H161ZM178 154H179V153H178ZM13 155H14V154H13ZM80 155H81V154H80ZM80 155H79V156H80ZM82 155H83V154H82ZM82 155H81V156H82ZM96 155H97V154H96ZM104 155H105V153H104ZM104 155H103V156H104ZM118 155H119V154L115 155V158L118 157ZM156 155H157V154H155V156H156ZM165 155H166V154H165ZM169 155H170V154H169ZM169 155H168V156H169ZM17 156H18V155H17ZM47 156H48V155H47ZM52 156H53V153H52ZM54 156H55V155H54ZM81 156H80V157H81ZM98 156H99V155H98ZM98 156H97V157H98ZM131 156L128 155V156H126V157H130V158H131ZM150 156H151V155H150ZM155 156H154V157H155ZM157 156H158V155H157ZM168 156H166V157H168ZM24 157H25V156H24ZM31 157H32V156H31ZM49 157L52 159L51 156H49ZM61 157L64 158L62 155H61ZM66 157H68V155H67ZM74 157L76 158L77 156L75 155V156H73V158H74ZM91 157H92V155H91ZM91 157H90L89 159L92 160ZM94 157H96V156H94ZM105 157H107V154L105 155ZM120 157H122V156H120ZM126 157H122V159H123L124 162L130 160V158H129L128 160H126ZM151 157H152V156H151ZM151 157H150V159H151ZM154 157H153V158H154ZM164 157H165V156H164ZM7 158H9V157H7ZM10 158H11V157H10ZM12 158H13V157H12ZM41 158H42V157H41ZM53 158H54V157H53ZM62 158H61V159H62ZM109 158H110V157H109ZM115 158H114V156L112 155L111 158H110V160L107 159L108 163H107V162L105 163V164H107V167H105V168L102 167L101 169H102L103 171H105V172L109 171L108 168H109V167L111 168L110 163H114ZM134 158H131V159L133 160ZM153 158H152V161H154ZM38 159H39V158H38ZM47 159H48V158H47ZM64 159H65V158H64ZM68 159H71V157L69 156ZM80 159H81V158H80ZM85 159H86V160H84L83 162H88V161H87L88 158H87L86 156H85ZM93 159H95V158H93ZM100 159H101V158H100ZM135 159H134V161H133V162H134L133 164H136ZM164 159H168V158H164ZM170 159H171V158H170ZM172 159H173V158H172ZM256 159H257V160H256ZM256 159H255L256 161H254L255 163H257V161H258V158H256ZM260 159H261V158H260ZM11 160H12V159H11ZM14 160H16V159H14ZM27 160H29V159H27ZM41 160H42V159H41ZM45 160H46V158H45ZM45 160H44V161H45ZM71 160H72V159H71ZM73 160H74V159H73ZM75 160H76V159H75ZM91 160H89V161L92 162L93 160H92V161H91ZM98 160H99V159H98ZM98 160L96 159V161H98ZM12 161H13V160H12ZM24 161H25V160H24ZM68 161H69V160H68ZM76 161H78V159H77ZM81 161H82V160H81ZM81 161H80V162H81ZM104 161H106V160H104ZM115 161H118V159L115 160ZM164 161H165V160H164ZM4 162H5V161H4ZM6 162H7V161H6ZM38 162H39V161H38ZM46 162H47V160L45 161V165H46ZM52 162H53V161H52ZM62 162H63V161H62ZM80 162L78 161V163H80ZM102 162H103V161H102ZM129 162L132 164L131 161H129ZM129 162H128V163H129ZM258 162H259V161H258ZM36 163H37V162H36ZM39 163H40V162H39ZM39 163H37V165H39ZM41 163H42V162H41ZM41 163H40V164H41ZM78 163H77V164H78ZM93 163H94V162H92L91 164H93ZM96 163H98V162H96ZM103 163H104V162H103ZM103 163H102V165H103ZM115 163H116V162H115ZM115 163H114V164H115ZM143 163H145V162H143ZM153 163H154V162H153ZM158 163H159V162H158ZM251 163H252V162H251ZM7 164H8V163H7ZM30 164H32V162H30ZM30 164H29V165H30ZM34 164H35V161H33V166H35ZM43 164H44V163H43ZM81 164H82V163H81ZM86 164H87V163H86ZM91 164L88 163L87 165L93 166V165H91ZM99 164H100V163H99ZM117 164H118V163H117ZM149 164H150V163H149ZM149 164H148V165H149ZM161 164H162V163H161ZM37 165H36V166H37ZM41 165H42V164H41ZM52 165H53V164H52ZM78 165H79V164H78ZM78 165H77V166H78ZM82 165H83V164H82ZM82 165H80V166L83 167ZM84 165H85V163H84ZM94 165H96V164L94 163ZM111 165H112V164H111ZM115 165H116V164H115ZM118 165H119V164H118ZM151 165H153V164H151ZM164 165H165V164H164ZM238 165H237V167H238ZM258 165H260V164L258 163ZM43 166H44V165H43ZM53 166H54V165H53ZM80 166H79V167H80ZM90 166H89V168H90ZM99 166L101 167V165H99ZM99 166H98V167H99ZM113 166H114V165H113ZM154 166H155V165H154ZM247 166H248V165H247ZM253 166L251 167V169L254 168ZM19 167H22V166H19ZM31 167H32V166H31ZM39 167H40V166H39ZM62 167H63V166H62ZM86 167H87V166H86ZM86 167H85V168H86ZM94 167H95V166H94ZM96 167H97V166H96ZM96 167H95V168L91 167V168H93V169L90 168L91 171H93L94 169L96 170ZM121 167H122V166H121ZM121 167H120V168H121ZM220 167H221V168H220ZM243 167H244V166H243ZM243 167H241L240 169H242ZM256 167H257V166H256ZM15 168H16V167H15ZM25 168L28 170V168H29L28 164H27V167H25ZM35 168H36V169H35ZM41 168H42V167H41ZM41 168H40V169H41ZM44 168H45V167H44ZM44 168H42V169L44 170ZM48 168H49V167H48ZM54 168H55V167H54ZM89 168H88V169H89ZM157 168H158V167H157ZM177 168H178V167H177ZM231 168H234V166H232ZM11 169H12V168L10 167V170H11ZM32 169H35V170L37 171V169H39V168H37V167H33ZM76 169H77V168H76ZM90 169H89V171H90ZM97 169H98V168H97ZM114 169H115V168H114ZM118 169H119V167H118ZM118 169H117V170H118ZM138 169H139V168H138ZM140 169H141V168H140ZM143 169H144V168H143ZM143 169H142V170H143ZM153 169H154V168H153ZM160 169H161V165H160ZM205 169H204V171H205ZM219 169H218V171H219ZM238 169H239V168H238ZM251 169H250V170H251ZM13 170H15V169H13ZM13 170H11V171H13ZM16 170H17V169H16ZM22 170H25V169L23 168V169H21V171H22ZM27 170H26V173H27ZM30 170H31V169H30ZM51 170H52V169H51ZM58 170H59V169H58ZM62 170H63V169H62ZM95 170H94V171H95ZM120 170H121V169H120ZM172 170H173V169H172ZM174 170H175V169H174ZM177 170H178V169H177ZM177 170H175V171H177ZM232 170H233V169H231V171H232ZM245 170H246V169H245ZM248 170H249V169H248ZM8 171H9V170H8ZM8 171H7V172H8ZM28 171H29V170H28ZM31 171L33 172L34 170H31ZM31 171H30V172H31ZM36 171H35V173H37ZM67 171H68V169H67ZM69 171H71V172H69ZM69 171L67 172L68 174L70 173V175H71L72 172H73V174H74V170L71 169V170H69ZM82 171H83V170H82ZM112 171H113V170H112ZM144 171H145V169H144ZM157 171H158V170H157ZM161 171H162V169H161ZM222 171H223V170H221V172H222ZM235 171H236V170H235ZM15 172H16V171H15ZM15 172H14V174H15ZM32 172H31L30 174H32ZM41 172H42V171H41ZM43 172H44V171H43ZM51 172H53V171H51ZM75 172H76V170H75ZM105 172H104V173H105ZM124 172H125V171H124ZM200 172H202V171H200ZM237 172H238V170H237ZM10 173H11V172H9L8 174H10ZM21 173H22V172H21ZM23 173H24V172H23ZM28 173H29V172H28ZM35 173L33 172L34 177H35ZM38 173H39V171H38ZM78 173H79V171H78ZM81 173H82V175H83V172H81ZM85 173H86V172H85ZM85 173H84V175H86ZM91 173H93V172H91ZM104 173H103V174H104ZM108 173H109V172H108ZM118 173H120V172L118 171ZM121 173H122V172H121ZM145 173H146V171H145ZM196 173L199 174L197 171H196ZM215 173H216V172H215ZM218 173H219V172H218ZM230 173H231V172L229 171L228 174H230ZM233 173H235V172H233ZM233 173H231V174H233ZM8 174H7V177H8ZM14 174H12V176H11V174H10V176H11L10 179H11L12 177H14ZM33 174H32V175H33ZM41 174H42V173H41ZM45 174H46V169H45V173H43V176H44ZM64 174H65V172H64ZM97 174H98V173H97ZM103 174H101V175H103ZM106 174H107V173H106ZM174 174H175V173H174ZM202 174H203V173H202ZM206 174H207V172H206ZM209 174H210V173H209ZM224 174H225V173H224ZM1 175H3V174H1ZM4 175H6V174L4 173ZM23 175H25V173H24ZM23 175H21V176H23ZM46 175H48V174H46ZM55 175H56V174H55ZM70 175H69V176H70ZM74 175H75V174H74ZM80 175H81V174H80ZM82 175L80 176V178L82 177L81 179H83V176H82ZM98 175H99V174H98ZM194 175H195V174H194ZM194 175H193V176H194ZM199 175H201V174H199ZM21 176H20V178H21ZM28 176H29V175H28ZM28 176L26 175V178H27ZM57 176H58V175H57ZM62 176H63V175H62ZM67 176H68V175H67ZM106 176H107V175H106ZM106 176H105V177H106ZM137 176H138V175H137ZM201 176H202V175H201ZM212 176H214V175H212ZM215 176L218 177L217 175H215ZM215 176H214V178H215ZM219 176H220V177H227V176H224V175L221 176V174H220ZM23 177H24V176H23ZM30 177H31L30 179L33 178V176H30ZM100 177H101V176H100ZM189 177H190V174H189ZM197 177H199V176H197ZM202 177H203V176H202ZM220 177H218V178H220ZM4 178L6 179V177H4ZM8 178H9V177H8ZM8 178H7V180H8ZM24 178H25V177H24ZM26 178H25V179H26ZM28 178H29V177H28ZM28 178H27V180H26L25 182L28 181ZM42 178H43V177H42ZM52 178H53V174H52ZM35 179H36V178H35ZM40 179H41V178H40ZM71 179H74V178H71ZM71 179H70V180H71ZM89 179H90V178H89ZM100 179H102V178H100ZM100 179H99V180H100ZM107 179H108V177H107ZM207 179H208V178H207ZM207 179H206V180H207ZM220 179L222 180V178H220ZM224 179H225V178H224ZM224 179H223V180H224ZM13 180H14V179H13ZM13 180H12V182H13ZM22 180H23V179H22ZM52 180H53V179H52ZM76 180H77V179H76ZM104 180H105V178H104ZM210 180H211V179H210ZM215 180H217V179L215 178ZM221 180H218V182L221 181ZM4 181H5V180H4ZM23 181H24V180H23ZM23 181H22V183L24 184L25 182H23ZM31 181H32V180H31ZM38 181H39V180H38ZM47 181H48V180H47ZM58 181H60V180H58ZM71 181H72V180H71ZM77 181H78V180H77ZM192 181H193V180H192ZM199 181H200V180H199ZM8 182H9V181H8ZM10 182H11V181H10ZM10 182H9V183H10ZM28 182H29V181H28ZM48 182H49V181H48ZM53 182H55V181H53ZM66 182H68V184H70V182H69L68 180H67ZM81 182H82V181H81ZM81 182H80V183H81ZM84 182H85V180H84ZM104 182H105V181H104ZM108 182H109V181H108ZM196 182H197V181H196ZM196 182H195V183H196ZM210 182H211V181H210ZM212 182H213V180H212ZM222 182H223V181H222ZM225 182H226V180H225ZM16 183H17V182H16ZM19 183H20V182H19ZM31 183H32V182H31ZM74 183H75V182H74ZM105 183H107V182H105ZM195 183H194V185H195ZM201 183H202V181H201ZM204 183H205V180H204ZM219 183H220V182H219ZM6 184H7V183H6ZM12 184H13V183H10V186H11ZM17 184H18V183H17ZM23 184H22V185H23ZM45 184H46V182H45ZM68 184H67V186H68ZM72 184H73V183H72ZM197 184H198V183H197ZM199 184H200V183H199ZM208 184H209V183L207 182V186H208ZM211 184H212V183H211ZM223 184H225V183L223 182ZM223 184H222V185H223ZM46 185H47V184H46ZM52 185H53V184H52ZM80 185H83V184L81 183ZM85 185H87V184H85ZM100 185H101V182H100ZM187 185H188V184H187ZM191 185H192V184H191ZM213 185H214V183H213ZM222 185H221V186H222ZM25 186H26V185H25ZM60 186H61V185H60ZM63 186H65V185H63ZM72 186H73V185H72ZM195 186H196V185H195ZM209 186H210V184H209ZM215 186H216V184H215ZM221 186H220V187H221ZM0 187H1V185H0ZM18 187H19V185H18ZM32 187H33V186H32ZM40 187H41V186H40ZM75 187H76V184H75ZM80 187H81V188L83 189V191H84L83 186H80ZM80 187H79V189H80ZM87 187H88V186H87ZM92 187H93V186H92ZM99 187H100V186H99ZM99 187H97V188H99ZM190 187H191V186H190ZM205 187H206V186H205ZM216 187H217V186H216ZM11 188H12V187H11ZM11 188H10V189H11ZM14 188H15V186H14ZM58 188H59V187H57V189H58ZM69 188H71V187H69ZM186 188H188V187H186ZM214 188H215V187H214ZM214 188H213V189H214ZM6 189H7V187H6ZM24 189H25V188H24ZM38 189H39V188H38ZM42 189H43V188H42ZM76 189H77V188H76ZM79 189H78V190H79ZM94 189H95V188H94ZM94 189H91V190L94 191ZM184 189H185V188H184ZM0 190H1V189H0ZM31 190H32V189H31ZM31 190H30V191H31ZM54 190H55V189H54ZM58 190H59V189H58ZM63 190H65V189H63ZM78 190H76V192H74V189H73V192H72V191H69V192H71V195H73V194L77 193ZM85 190H86V189H85ZM185 190H186V189H185ZM187 190H189V189H187ZM187 190H186V191H187ZM202 190H203V189H202ZM4 191H6V190H4ZM11 191H12V190H11ZM19 191H20V190H19ZM22 191H23V188L21 187V192H22ZM25 191H26V190H25ZM25 191H24V193H25ZM28 191H29V190H28ZM30 191H29L28 193H30ZM37 191H38V193H39V190H37ZM37 191H36V194H37ZM61 191H62V190H61ZM65 191H67V190H65ZM65 191H63V194H64V195H65ZM87 191H88V189H87ZM196 191H197V189H196ZM200 191H201V190H200ZM211 191L213 192V190H211ZM21 192H20V194H21ZM42 192H43V191H42ZM44 192H45V191H44ZM49 192H53V191L50 190ZM55 192H56V191H55ZM55 192H54V194H53V193H52V194H53V195H55V194L57 195L58 193H60V191H57L58 193H57V192L55 193ZM69 192H68V193H69ZM80 192H81V189L79 190V193H77V194H79V196L82 195V193H83V192H82V193L80 194ZM10 193H11V192H10ZM12 193H13V192H12ZM24 193L21 194L23 197H24V195H23ZM33 193H34V187H33ZM33 193L31 192V194H33ZM66 193H67V192H66ZM20 194H19V195H20ZM52 194H51V195H52ZM188 194H189V193H188ZM188 194H187V195H188ZM6 195H7V194H6ZM15 195H16V194H15ZM17 195H18V194H17ZM27 195H28V194H27ZM27 195H26V198L29 199V196L27 197ZM46 195H47V194H46ZM48 195H50V194L48 193ZM53 195H52V196H53ZM60 195H62V194H60ZM60 195H59V196H60ZM64 195H62V196H64ZM68 195H69V194H68ZM71 195H69V196L66 195V198L69 197V199H70V198L72 199V197H70ZM261 195H262V194H261ZM261 195H260V196H261ZM22 196H21V199H20V200L23 202V198H22ZM37 196H38V195H37ZM44 196H45V195H44ZM204 196L206 197L207 195H204ZM260 196H259V197H260ZM263 196H264V195H262V197H263ZM30 197H31V196H30ZM32 197H33V195H32ZM42 197H43V196H42ZM57 197H58V196H57ZM205 197H204V198H205ZM207 197H208V196H207ZM251 197H257V196H256V195H254V196L252 195ZM251 197H250V198H251ZM2 198H3V197H2ZM26 198H25V199H26ZM39 198H40V197H39ZM54 198L56 199V196H54ZM189 198H193V197L191 196V197H189ZM194 198H195V196H194ZM194 198H193V199H194ZM197 198H198V197H197ZM0 199H1V198H0ZM13 199H14V198H13ZM18 199H19V196H18ZM18 199H17L16 201H18ZM46 199H47V198H46ZM69 199H68V200H69ZM212 199H213V198H212ZM248 199H249V198H248ZM14 200H15V199H14ZM32 200H33V198H32ZM32 200H31V202H32ZM197 200H198V199H197ZM197 200H196V201H197ZM261 200H263V199H261ZM7 201H8V200H7ZM25 201L27 202L28 200L26 199ZM34 201H35V199H34ZM37 201H39V200H37ZM54 201H55V200H54ZM203 201H204V200H203ZM210 201H211V199H210ZM259 201H260V200H259ZM28 202H29V201H28ZM28 202H27V203H28ZM65 202H66V201H65ZM212 202H213V201H212ZM217 202H218V201H217ZM217 202H216V203H217ZM219 202H220V201H219ZM219 202H218V203H219ZM246 202H247V201H246ZM256 202H257V200H256ZM262 202H264V201H261V203H262ZM17 203H18V202H16V204H17ZM29 203H30V202H29ZM202 203H203V202H202ZM204 203H205V201H204ZM210 203H211V202H210ZM216 203H215V204H216ZM261 203H260V204H261ZM12 204H13V203H12ZM14 204H15V202H14ZM14 204H13V205H14ZM24 204H25V203H23V204L20 205V206L22 207ZM58 204H60V202H58ZM207 204H208V203H207ZM207 204H206V205H207ZM212 204H213V203H212ZM215 204H214V205H215ZM253 204H254V203H253ZM255 204H256V203H255ZM3 205H4V204H3ZM3 205H2V206H3ZM208 205H209V204H208ZM4 206H7V205H4ZM195 206H196V205H195ZM211 206H212V205H211ZM239 206H240V205H239ZM255 206H256V205H255ZM255 206H254L253 208H255ZM258 206H259V204H258ZM260 206H261V205H260ZM14 207H15V206H14ZM14 207H13V210L16 209V208H14ZM23 207H24V206H23ZM23 207H22V208H23ZM207 207H208V206H207ZM209 207H210V206H209ZM209 207H208V208H209ZM216 207H217V206H216ZM220 207H221V206H220ZM2 208H3V207H2ZM9 208H11V207H9ZM24 208H25V207H24ZM24 208H23V209H24ZM41 208H42V207H41ZM198 208H199V207H198ZM198 208H197V211H198ZM205 208H206V207H205ZM205 208H204V209H205ZM208 208H207V209H208ZM225 208H226V207H225ZM225 208H224V209H225ZM248 208H249V207H248ZM250 208H251V207H250ZM6 209H7V208H6ZM19 209L22 210L21 208H18V213H16V215L19 214V213H21ZM151 209H152V206H151ZM174 209H175V208H174ZM184 209H185V208H184ZM200 209H201V208H200ZM227 209L229 210L230 208H227ZM239 209H240V208H239ZM0 210H2V209L0 208ZM11 210H12V209H11ZM11 210H10V211H11ZM152 210H154V209H152ZM186 210H187V209H186ZM208 210H209V209H208ZM218 210H220V209H218ZM228 210H227V212H226L227 214H226V213H224V214H226V215H230L231 213L229 212L230 214H228ZM244 210H246V209H244ZM253 210H254V209H253ZM6 211H7V210H6ZM183 211H184V210H183ZM187 211H188V210H187ZM193 211H194V210H193ZM199 211H200V210H199ZM212 211H213V210H212ZM220 211H223L222 207H221V210H220ZM220 211H219V212H220ZM0 212H1V211H0ZM12 212H13V211H12ZM15 212H16V211H15ZM174 212H176V211H174ZM174 212L172 211V213H174ZM177 212H178V211H177ZM181 212H182V211H181ZM191 212H192V210H191ZM205 212H206V211H205ZM205 212H204V213H205ZM207 212H208V211H207ZM210 212H211V210H210ZM213 212H214V211H213ZM213 212H212V213H213ZM215 212H216V211H215ZM232 212L234 213L235 211H232ZM239 212H241V210H240ZM257 212H258V211H257ZM4 213H5V210H4ZM7 213H8V212H7ZM10 213H11V212H10ZM10 213H8V214H10ZM165 213H166V212H165ZM198 213H199V212H198ZM198 213H197V214H198ZM217 213H218V212H216V214H217ZM220 213H221V212H220ZM1 214H2V213H1ZM22 214H23V213H22ZM167 214H168V213H167ZM197 214H196V215H197ZM206 214H207V213H206ZM210 214H211V213H210ZM222 214H223V213H222ZM239 214H240V213H239ZM239 214H238V215H239ZM256 214H257V213H256ZM259 214H260V213H259ZM2 215H3V214H2ZM16 215H15V216H16ZM54 215H55V214H54ZM172 215H173V214H172ZM179 215H180V213L177 214V216H179ZM182 215H183V214H182ZM184 215H185V213H184ZM226 215H224V216H226ZM232 215L235 216L236 214H232ZM232 215H231V216H232ZM261 215H262V214H261ZM3 216H4V215H3ZM15 216H14V217H15ZM174 216H175V214H174ZM185 216H186V215H185ZM191 216H192V215H191ZM191 216H190V217H191ZM210 216H211V215H210ZM212 216H214V215H212ZM212 216H211V217H212ZM220 216L222 217V215H220ZM224 216H223V217H224ZM231 216H229L228 218L226 217V219L224 218L225 220H223L222 224L224 223V221L226 222V220L230 219ZM233 216H232V217H233ZM1 217H2V216H1ZM5 217H6V215H5ZM5 217H2V219H3L4 221L1 219V220L3 221V223L6 222V221H5L6 219H4ZM211 217L208 216L209 219H207V217H206V219H207V220H210ZM261 217H262V216H261ZM261 217H260L259 221L261 220ZM19 218H20V217H19ZM212 218H214V217H212ZM216 218H217V217H216ZM250 218H251V217H250ZM262 218H263V217H262ZM68 219H69V218H68ZM148 219H149V218H148ZM177 219H178V218H177ZM187 219H188V217H187ZM231 219H232V218H231ZM252 219H253V218H252ZM263 219H264V218H263ZM263 219H262V220H263ZM1 220H0V221H1ZM10 220H11V219H10ZM149 220H150V219H149ZM193 220H194V219H193ZM262 220H261V221H262ZM167 221H168V220H167ZM211 221H212V219H211ZM211 221H210V223H211ZM220 221H221V218H220ZM228 221H229V220H228ZM228 221H227L226 223H224V224H225V225H228V224H227ZM250 221H251V220H250ZM259 221H258V222H259ZM168 222H169V221H168ZM200 222H201V220H200ZM213 222H214V221H213ZM233 222H234V221H233ZM252 222H253V221H252ZM262 222H263V221H262ZM47 223H48V222H47ZM153 223H154V222H153ZM160 223H162V222H160ZM163 223H164V221H163ZM207 223H208V222H207ZM230 223H231V222H230ZM247 223H248V222H247ZM256 223H257V222H256ZM256 223H255V225H256ZM263 223H264V222H263ZM0 224H1V223H0ZM174 224H175V223H174ZM187 224H188V223H187ZM191 224H192V223H191ZM211 224H212V223H211ZM211 224H210V225H211ZM250 224H251V222H250ZM250 224H249V227H250ZM257 224H258V223H257ZM172 225H173V224H172ZM175 225H177V224H175ZM217 225H218V224H217ZM230 225H231V224H230ZM238 225H239V224H238ZM255 225H254V226H255ZM3 226H4V225H2V227H3ZM14 226H15V225H14ZM195 226H196V225H195ZM218 226H219V225H218ZM221 226H222V225H221ZM231 226H232V225H231ZM235 226H236V225H235ZM235 226H234V227H235ZM252 226H253V225H252ZM210 227H211V226H210ZM212 227H213V226H212ZM223 227H224V226H223ZM234 227H233V228H234ZM243 227H244V225H243ZM249 227H248V229H249ZM0 228H1V227H0ZM4 228H5V227H4ZM18 228H19V227H18ZM226 228H227V227H226ZM226 228H224V229H226ZM237 228H238V227H237ZM246 228H247V227H246ZM255 228H256V226L253 227V228H251V230H252V229H255ZM259 228H260V227H259ZM12 229H13V228H12ZM14 229H15V228H14ZM14 229H13V230H14ZM174 229H175V228H174ZM209 229H210V228H209ZM212 229H213V228H212ZM212 229H211V231H212ZM220 229H221V228H220ZM224 229H223L222 231H224ZM241 229H242V228H241ZM261 229H262V228H261ZM6 230H7V229H6ZM207 230H208V229H207ZM236 230H237V229H236ZM263 230H264V229H263ZM143 231H144V230L141 229V232H143ZM16 232H17V231H16ZM234 232H235V231H234ZM262 232H263V231H262ZM8 233H9V232H8ZM8 233H7V234H8ZM12 233H13V232H12ZM12 233H11L10 235H12ZM209 233H210V232H209ZM217 233H218V231H217ZM222 233H223V232H222ZM143 234H144V233H143ZM150 234H151V233H150ZM150 234H149V235H150ZM212 234H213V232H212ZM219 234H220V232H219ZM219 234H218V235H219ZM223 234H225V233H223ZM223 234H222V235H223ZM235 234H237V233H235ZM241 234H242V233H241ZM241 234H240V235H241ZM246 234H247V233H246ZM246 234H245V238H246ZM255 234H256V233H255ZM8 235H9V234H8ZM147 235H148V234H147ZM156 235H157V234H156ZM156 235H155V236H156ZM201 235H202V237H203L202 232H201ZM206 235H207V234H206ZM226 235H227V232H226ZM230 235H234V234H230ZM230 235H229V236H230ZM237 235H238V234H237ZM250 235L252 236V234H250ZM261 235H262V234H261ZM14 236H17V234L15 235V232H14V234H13V237H14ZM159 236H160V234H159ZM204 236H205V235H204ZM208 236H210V235H208ZM215 236H216V235H215ZM219 236H220V235H219ZM223 236H224V235H223ZM241 236H242V235H241ZM258 236H260V235H258ZM0 237H1V236H0ZM164 237H165V236H164ZM221 237H222V236H221ZM242 237H243V236H242ZM263 237H264V236H262V237H260V238H263ZM10 238H11V239H10ZM10 238H9V239L12 240V236H10ZM16 238H18L17 241H20V240H19V239H20L19 237H16ZM151 238H152V236H151ZM161 238H162V237H161ZM198 238H199V236H198L197 238H195V239H197V240H195V241L198 242V241H199ZM212 238H213V237H212ZM215 238H216V237H215ZM225 238H226V237H225ZM227 238H228V237H227ZM237 238H238V237H237ZM252 238H253V237H252ZM252 238H251V239H252ZM256 238H258V237L256 236ZM1 239H3V241H4L5 238H1ZM6 239H7V237H6ZM9 239H7V242H8ZM156 239H157V238H156ZM164 239H165V238H164ZM187 239H188V238H187ZM201 239H202V238H201ZM201 239H200V241H201ZM203 239H204V238H203ZM216 239H217V238H216ZM219 239H220V238H219ZM235 239H236V238H235ZM238 239H239V238H238ZM242 239H243V238H242ZM242 239H241V240L239 239V240L241 241V243H242V241H244V239H243V240H242ZM248 239H249V238H248ZM258 239H259V238H258ZM42 240H43V239H41L39 242L41 243ZM45 240H46V239H44V241H45ZM135 240H136V239H135ZM223 240H224V238H223ZM231 240H232V239H231ZM231 240H230V241H231ZM253 240H255V239L253 238ZM260 240L263 241V243H264V239H260ZM260 240H256V241H260ZM3 241H2V242H3ZM21 241H22V240H21ZM44 241H43V242H44ZM46 241H47V240H46ZM185 241H186V239H185ZM205 241H206V240H205ZM205 241L203 240V243H204ZM210 241H211V240H210ZM230 241L225 240V242H226V243L228 242V244L231 243ZM236 241H237V240H236ZM247 241H248V240H247ZM250 241H251V240H250ZM0 242H1V241H0ZM30 242H32V240H31ZM30 242H29V243H30ZM39 242H37V244H40ZM197 242H194V243H197ZM201 242H202V241H201ZM229 242H230V243H229ZM234 242H235V241L233 240V242H232L231 244L233 245ZM251 242H252V241H251ZM253 242H255V241H253ZM3 243L6 244L5 241H4ZM9 243H11V241H10ZM15 243H18V242H16V240H15L14 243L11 244V245H12V248L16 247V246H14V245H16ZM20 243H21V242H20ZM46 243H47V244H46ZM46 243L44 242V245L46 244L45 246L50 245V244H48V243H50V241H49V242H46ZM203 243L201 244L202 246H203ZM208 243H209V241H208ZM220 243H221V241H220ZM226 243H225V244H226ZM236 243H237V242H236ZM236 243L234 244L235 247H236ZM243 243H244V242H243ZM243 243H242V244H243ZM248 243L250 244V242H248ZM248 243H245V244H246L245 247H246V246L249 247V246L251 245V244H250V245L248 246V245H247ZM256 243H257V242H256ZM260 243H262V242H260ZM1 244H2V243H1ZM4 244L1 245L2 248H3V246H5ZM30 244H31V243H30ZM30 244H28V245H30ZM33 244H36V243L33 242ZM41 244H42V243H41ZM147 244H148V243H147ZM188 244H189V243H187V245H188ZM198 244H199V243H198ZM228 244H227V245H228ZM9 245H10V244H9ZM208 245H209V244H208ZM252 245H254V244H252ZM13 246H14V247H13ZM17 246H18V245H17ZM22 246H23V245H22ZM22 246H20V247H22ZM32 246L35 247L34 245H32ZM41 246H43V244H42V245H39V247H41ZM53 246H54V245H52V248L54 249ZM196 246H197V248H198V245H196ZM209 246H210V245H209ZM217 246H218V244H217ZM219 246L222 247V245H219ZM223 246H224V244H223ZM229 246H231V245H229ZM238 246H239V245H238ZM256 246H258V245L256 244ZM259 246H261V248L264 247L263 244H262V245H259ZM7 247H8V245H7ZM20 247H19V250H20ZM23 247H25V246H23ZM49 247H50V246L46 247V249L49 248ZM206 247H208V246H206ZM206 247H205V248H206ZM211 247H212V243H211ZM226 247H227V246H226ZM232 247H233V246H232ZM235 247H234V248H235ZM242 247H244V245H243ZM242 247H241V248H242ZM251 247H252V246H251ZM16 248H17V247H16ZM36 248H37V246H36ZM63 248H64V247H63ZM65 248H66V247H65ZM205 248H204V249H205ZM214 248H216V247H213V249H214ZM219 248H220V247H219ZM224 248H225V247H224ZM236 248H238V247H236ZM6 249H7V248H6ZM17 249H18V248H17ZM34 249H35V248H34ZM41 249H43V248L41 247ZM41 249H40V250H41ZM53 249H52V250H53ZM193 249H194V248H193ZM204 249H203V250H204ZM213 249H212V250H213ZM250 249H251V248H250ZM253 249H254V248H253ZM255 249H256V247H255ZM12 250H13V249H12ZM14 250H15V249H14ZM23 250H24V248H23ZM30 250H32V249H30ZM40 250L37 248L36 251L41 252ZM47 250H49V249H47ZM210 250H211V249H210ZM212 250H211V251H212ZM214 250H215V249H214ZM216 250H217V249H216ZM220 250H221V249H220ZM220 250H218L217 252L220 253V252L222 251V253H223V250H221V251H220ZM224 250H225V249H224ZM228 250H231V249H228ZM232 250H234V249H232ZM237 250H238V252H239V249H236V252H237ZM240 250H241V249H240ZM251 250H252V249H251ZM262 250H264V248H263ZM10 251H11V250H10ZM17 251H18V250H17ZM17 251H16V252H17ZM36 251H34V252H36ZM44 251H45V250H44ZM63 251H64V249H63ZM191 251H192V249H191ZM196 251H197V249H196ZM205 251H206V250H205ZM219 251H220V252H219ZM226 251H227V250H226ZM234 251H235V250H234ZM247 251H248V249H247ZM247 251H244V252H247ZM252 251H253V250H252ZM254 251H255V250H254ZM254 251H253V252H254ZM257 251H259V250H257ZM0 252H1V251H0ZM5 252H6V250H5ZM5 252H4V253H5ZM7 252H8V251H7ZM16 252H15V253H16ZM34 252H33V255H34ZM208 252H209V248H208ZM217 252H214V254L217 253ZM228 252H229V251H228ZM242 252H243V251H242ZM242 252H241V253H242ZM2 253H3V252H2ZM4 253H3V254H4ZM13 253H14V251H13ZM13 253H12V254H13ZM18 253H19V252H18ZM26 253H27V252H26ZM28 253H29V252H28ZM36 253H37V252H36ZM36 253H35V255H37ZM46 253H47V251H46ZM46 253H45V254H46ZM48 253H49V252H48ZM209 253H211V252H209ZM224 253H226V252H224ZM231 253H232V252H231ZM247 253H248V252H247ZM249 253H250V252H249ZM251 253H252V252H251ZM251 253H250V254H251ZM258 253H259V252H258ZM8 254H9V253H8ZM29 254H30V253H29ZM29 254H28V255H29ZM42 254H43V253H42ZM42 254H41V255H42ZM60 254H61V253H60ZM195 254H196V253H195ZM227 254L229 255V253H227ZM239 254H240V253H239ZM256 254H257V253H256ZM262 254H263V253H262ZM5 255H7V253H6ZM14 255H15V254H14ZM14 255H12V256L10 255V256L13 257ZM25 255H26V254H25ZM33 255H32V256H33ZM212 255H213V253H212ZM217 255H218V254H217ZM219 255H220V254H219ZM248 255H249V254H248ZM260 255H261V254H260ZM30 256H31V254H30ZM30 256H29V257H30ZM44 256H45V258H46V255H44ZM213 256H214V255H213ZM220 256H221V255H220ZM220 256H219V257H220ZM226 256H227V255H225V259H224L223 257H222V258H223L224 260H226ZM232 256H234V255H232ZM236 256H239V255H236ZM245 256H246V255H244V258H245ZM249 256H250V255H249ZM262 256H263V255H262ZM27 257H28V256H27ZM63 257L65 258V256H63ZM122 257H123V255H122ZM126 257H127V256H126ZM195 257H196V256H195ZM247 257H248V256H247ZM250 257H251V256H250ZM255 257H256V256H255ZM263 257H264V256H263ZM3 258H4V257H3ZM5 258H6V257H5ZM33 258H34V257H33ZM37 258H38V256H37ZM41 258H42V256H41ZM45 258H44V259H45ZM64 258H63V259H64ZM230 258H231V257H229V258H227V259L229 260ZM257 258H258V257H257ZM261 258H262V257H260V259H261ZM0 259H2V258H1V254H0ZM12 259H13V258H12ZM120 259H121V258H120ZM122 259H123V258H122ZM208 259H210V257H209ZM213 259H215V258H211V260H213ZM216 259H217V256H216ZM248 259H249V258H248ZM2 260H4V259H2ZM35 260H36V259H35ZM125 260L128 261V259L125 258L124 260H122V262L125 261ZM221 260H222V259H221ZM228 260H227V262H229ZM230 260H232V258H231ZM241 260H242V259H241ZM241 260H240V261H241ZM246 260H247V258H246ZM252 260L254 261V258H253ZM262 260H263V258H262ZM5 261H6V260H5ZM9 261H10V260H9ZM64 261H65V260H64ZM111 261H112V259H111ZM113 261H114V260H113ZM206 261H208V260H206ZM243 261H244V259H243ZM243 261H242V262H243ZM247 261H248V260H247ZM0 262H1V261H0ZM39 262H40V261H39ZM39 262H38V263H39ZM41 262H42V261H41ZM62 262H63V261H62ZM65 262H66V261H65ZM65 262H63V263H65ZM108 262H110V261H108ZM108 262H107V263H108ZM213 262H214V261H213ZM222 262H223V261H222ZM222 262H221V263H222ZM227 262L225 261V263H227ZM242 262H240V263H242ZM43 263H44V262H43ZM43 263H41V264H43ZM66 263H67V262H66ZM107 263H106V264H107ZM114 263H115V262H114ZM125 263H126V262L121 263V264H125ZM208 263H209V262H208ZM218 263H219V262H217V264H218ZM230 263H231V262H230ZM244 263H246V262H244ZM255 263L258 264V262H256V261H255ZM6 264H7V262H6ZM35 264H36V263H35ZM61 264H62V263H61ZM112 264H113V263H112ZM119 264H120V263H119ZM126 264H127V263H126ZM204 264H205V263H204ZM209 264H210V263H209ZM211 264H212V263H211ZM213 264H215V263H213ZM222 264H223V263H222ZM227 264H228V263H227ZM233 264H234V263H233ZM251 264H252V263H251ZM253 264H254V263H253Z\"/></svg>", "mask_w": 264, "mask_h": 264}, {"label": "snow or ice", "instance_id": "3", "mask_svg": "<svg viewBox=\"0 0 264 264\" xmlns=\"http://www.w3.org/2000/svg\"><path fill=\"white\" fill-rule=\"evenodd\" d=\"M260 7H261L262 12H264V0H261ZM261 159H262V163H264V151L261 152ZM105 179L107 180V177H105ZM142 206H143L142 201H138L137 210H139V208ZM29 223H30V226L32 227V229L34 231H36L37 236H39L40 233L38 231V223L36 221L32 220L31 217H29ZM97 255H99V254H97ZM84 264H96V261H86V262H84ZM261 264H264V260L261 261Z\"/></svg>", "mask_w": 264, "mask_h": 264}]
</instances>
